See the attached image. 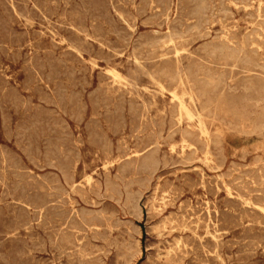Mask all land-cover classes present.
Here are the masks:
<instances>
[{
  "label": "rangeland",
  "instance_id": "obj_1",
  "mask_svg": "<svg viewBox=\"0 0 264 264\" xmlns=\"http://www.w3.org/2000/svg\"><path fill=\"white\" fill-rule=\"evenodd\" d=\"M86 1L87 0H75V1L74 0H14V1L13 0H0V60H1L0 61L1 62L0 63V68H1L0 69V111H1L0 112V178H1L0 179V264H29V262L30 264H33V263L35 264H53V263L54 264H70V263L76 264V262L77 264H80V263L81 264H93L94 262L97 264L99 263L101 264H113V263L114 264H140V263L141 264H149V263L150 264H154V263L155 264H165V262L166 264H210V263L211 264H249L251 260H253L251 261L252 264H264V249H263L264 248V228H263L264 227L263 226L264 225V218H263L264 217V202H262L264 201V188H263L264 187V179H263L264 178L263 176L264 175V129H259L255 125L258 117L262 114V112H264V95L261 99H258L262 95H259L260 93L258 92V89L256 88L257 83L264 84V48H263L264 47V35H263L264 34V20H263L264 19V8H263L264 0H247L246 2L248 4L245 2V0H231V2H229L230 0H227V1L226 0H208V1L207 0L206 1L205 0H189V1L181 0L180 2L179 0H157V1L147 0V2H145V0H124V1L123 0H105V1L104 0L103 1L102 0H88V2ZM184 1L186 3H184ZM213 1H216V2L214 3ZM219 1L220 3H217ZM124 2L126 3L128 2V3L126 4ZM193 2H194V5H192ZM205 2H206V5H204ZM104 3H106V5ZM159 3L161 5L164 4L165 7H163L164 5L160 6ZM207 3H209V8L207 6ZM221 4H222V7L220 6ZM144 5H148V6L145 8ZM185 5L187 6V8ZM225 5H227V7ZM198 6H200V8H198ZM19 7L21 9H19ZM192 7L196 9L194 12H191V10H193ZM178 8L180 10H178ZM205 8L208 10L206 11ZM52 9H55V10H52ZM162 10H164L163 13L160 12ZM198 11H201V12H198ZM225 11H226V14H225ZM154 12L156 14L153 17ZM189 12L191 13V15H189L190 14ZM204 12L206 13V15H204L205 14ZM181 13H184V14L181 15ZM201 13L202 14L204 13V14L200 15ZM75 14H78V15H75ZM138 14H141V15H138ZM209 14H212V15H209ZM207 16L209 18H207ZM152 17L154 18L153 21H152ZM48 18L49 19L51 18V19L49 20ZM145 18L150 19L151 21L149 20L147 21V19ZM214 19L215 20L217 19V22ZM27 20H29L30 22L32 20V22L31 23L29 21L27 22ZM199 20H200V23H199ZM63 21L65 22L64 24H63ZM107 21L110 26L107 25L108 24ZM161 21L162 23H160ZM58 22H60L61 24ZM193 22H196V23H193ZM178 23H180L181 25ZM186 23L188 26L186 25ZM201 23L204 25H202ZM192 24L194 25V27L192 26ZM131 26L133 28H131ZM174 26H176L177 28H172ZM187 27H190L191 29L190 28L185 29ZM192 27L193 29L196 28L197 30L196 29L193 30ZM179 28L181 29V31H178ZM124 30H125V33L127 34L124 33ZM184 30L188 32L184 33ZM189 30L191 32H189ZM221 30H225L228 33V35L227 33H224L225 31H221ZM129 31L130 33L132 32L133 34L132 33L130 34ZM74 32L77 35H75ZM162 32L163 34H161ZM169 32H170V35L167 34ZM177 32H179V34ZM180 32L183 34L180 35L181 34ZM95 33H98L99 35L98 34L95 35ZM32 34L33 35L35 34V35L33 36ZM70 34L72 36H70ZM88 34H91V35L88 36ZM138 34L140 35V37L138 36ZM230 34L232 36H230ZM152 35H154V37H152ZM155 35L156 36L158 35V36L155 37ZM197 35H200L198 36L199 38L196 37ZM135 36L136 37L138 36L137 38H140V39H137ZM167 36H169V38H167ZM217 36L218 37L220 36V38H218ZM243 36L245 37L247 36L248 39L247 38L245 39V37ZM50 37L53 41L50 39ZM127 37H128V40L126 39ZM134 37L137 40H135ZM212 37H215V38H212ZM211 38L213 39V41ZM254 38H257V39H254ZM161 39L163 40L164 43L162 42ZM116 40H118L120 43ZM123 40L125 42H123ZM172 40L173 42L171 43ZM177 40L179 41L177 42ZM209 40L211 43H209ZM145 41L147 44L145 43ZM254 41L256 43H254ZM142 42L143 44H141ZM156 42L158 43V45L156 44ZM159 42H162V43H159ZM167 42H168V45H167ZM222 42L223 44H221ZM103 44L104 46H101ZM219 44L221 45L219 46ZM259 44H261L260 48H259ZM211 45L212 46L214 45L213 48H211L212 47ZM153 46L155 47L153 48ZM179 46H181V48H179ZM45 47L46 49L43 50V48ZM84 47L86 48V50ZM114 47L116 48L119 47V48L116 49ZM208 47H210L211 49ZM224 47H227L229 51H231V49L233 48L232 50H234V53L230 56L229 55L227 56V53L225 52ZM249 47H251V49ZM113 49L114 50L116 49L117 52L114 51ZM205 49L207 51H205ZM209 49H210V54H208ZM181 50H184V51H181ZM238 50H240L241 52ZM162 51L163 53L164 52L165 53L162 54ZM205 52H208V53H205ZM217 52L218 53L220 52V53L218 54ZM110 53L111 55H109ZM113 53L114 55L112 56ZM145 54H148V55H145ZM42 55L43 56L47 55V56L43 57ZM134 55L136 56L138 55V58L139 59L141 58L140 59L141 61ZM180 55L181 57H179ZM103 56H106V58ZM97 57H99V59ZM257 63L259 65H257ZM177 67H180L181 70L189 72L190 74L189 83L186 77H184L185 80H184V83L182 84L176 83V81L171 77L170 74H172V72L175 71ZM108 73L109 74L111 73L110 74L111 76ZM146 73L147 74L149 73L150 75L146 76ZM100 74H104V75H100ZM215 74H218V75H215ZM59 75H61L64 78H62ZM105 75L106 77H104ZM149 76H151V78ZM85 77H86V80H85ZM31 79L32 81H30ZM134 80H135V83H134ZM35 81L37 83H35ZM38 81L40 83H38ZM212 81H213V84H212ZM33 83H35V85ZM203 84H205L207 87L206 93H202L200 91L201 86ZM98 85H101V86L103 85V86L98 87ZM189 87H191V89L195 93H197V97H195L194 104L190 101V97L188 95V90H190ZM94 88L98 90H95ZM128 88H130V90ZM118 91L120 95L117 93ZM173 91L179 94V97H183L185 101L187 102V104L203 112L204 123L206 127L208 128L207 136L199 133V127H198L197 121L196 122L188 121L186 118H184L182 122L178 121L177 100H176L177 98L173 96L172 94ZM102 93L104 94L101 96ZM89 94H91L90 97H89ZM127 95H129L130 97ZM121 96L124 99L121 98ZM185 96H187L188 98ZM53 97L56 99V101ZM134 97L138 101H136L135 99H131ZM73 98L74 100H71ZM29 99H31L30 100L31 102H28ZM98 100L100 103L98 102ZM130 100L131 101L133 100L132 104ZM141 101H142V104H141ZM146 102L147 104H145ZM150 102L151 104L149 105ZM33 104H36V105L34 106ZM92 105H95L96 112ZM146 105H149V106H146ZM44 106L48 108H45ZM72 107L74 109H72ZM145 107H148V108H145ZM132 108H135V109H132ZM144 109H147V110H144ZM135 110H137V113ZM23 111H26V112H23ZM109 111H111V113H109ZM97 112L99 113L97 114ZM109 115L110 116L112 115V116L110 117ZM120 115H122L123 117H121ZM121 118L124 119V120L122 119L123 122L121 121ZM58 119L60 120V123L58 122L59 121ZM169 120L171 122H169ZM110 122L113 124H111ZM117 123H119L120 125H118ZM89 124L90 126H87ZM154 124H155V127L153 126ZM113 125L116 129L113 127ZM111 127H113L114 129H112ZM134 127L135 129H133ZM143 127L144 129H142ZM169 129H173V130L171 131ZM114 130L117 132H115ZM103 131H104V134H103ZM153 131H154V134H153ZM98 133L100 134L98 135ZM150 133L153 135H151ZM158 133L159 134L161 133L160 134L161 136L158 135ZM97 137L99 139V142H98ZM105 138H107V140ZM155 138L157 140H155ZM183 138L186 139L187 142L189 143L192 142L191 145H188L186 142H182V141H185ZM122 139H124L123 140L124 144L121 141ZM78 140L81 142L79 143ZM105 142L107 146L104 145ZM173 144H175V146ZM206 144H208V148H210V150H208ZM152 147L153 148L156 147V148L153 149ZM117 148H120V149H117ZM150 148H152L154 151L153 150L150 151ZM205 150L207 151V153ZM103 151H106V153ZM209 153L211 156L209 155ZM139 154L142 157H139ZM150 154L153 155L151 156L152 158H155L156 161H154V159L153 160L150 159L149 157ZM143 155H144V158H143ZM33 156H36L37 158ZM60 156L61 157L63 156V157L61 158ZM170 156L171 158H173L172 161H171ZM125 157L127 158L124 159ZM146 157L147 158L149 157V158L146 159ZM184 158L186 159V161ZM149 160L150 161L152 160L151 161L152 163ZM189 160L191 162H189ZM176 161H178L179 163H177ZM55 164L56 166H54ZM105 164L107 165L105 166ZM157 164L159 165L157 166ZM218 164L220 166H218ZM129 165H131L132 170ZM132 165L136 167H133ZM151 165L153 167H151ZM123 166L124 167L127 166V167L123 169ZM156 166H157V169H156ZM127 168L128 170H126ZM152 168H155V169H152ZM106 169L108 171H106ZM138 169H140V171ZM28 170L30 171V173ZM65 170L67 171V173H65L67 177L64 175V172H66ZM147 172L149 173V176ZM259 172L260 174H262L261 177L259 176L260 175ZM138 173L139 175L143 174L141 175L142 177L138 176ZM49 174L51 175L49 176ZM219 175L223 177L221 178ZM134 176L135 178H133ZM147 176L148 178L152 177V179H148L147 181ZM136 179L137 180L140 179V180L137 181ZM211 179H213V181ZM259 179L260 180L262 179L263 181L261 180L260 182ZM59 180L61 183L59 182ZM107 180L109 181L108 182L109 184L111 182V185L107 184ZM249 180L252 182H250ZM253 180H255L257 184L255 183V181L253 182ZM217 181L219 183L221 182V184H219ZM241 181H243L244 183L246 182V183L243 184ZM98 182H100V184ZM236 182L238 184H235ZM90 183L96 186L94 187V185H91ZM58 184L60 185V187ZM239 184L241 185L242 189L240 188ZM255 184L257 186H255ZM105 185L106 187L107 186H111V187L106 188ZM157 185L162 188H159ZM261 185L263 187H261ZM254 186L255 188L257 187L256 189L258 192L254 190L255 189L253 188ZM246 187H249V188H246ZM261 188H263V190ZM45 189L48 191H46ZM5 190L7 192H5ZM249 190L250 191L252 190V191L250 192ZM54 191L57 192V193L55 192L56 196L54 195ZM114 191L117 192V194ZM259 191H262L263 194L262 192H259ZM95 192L98 193V197ZM134 192L136 193V196L138 195L137 198L134 195L135 194ZM163 194H165L166 196ZM173 194H175V196ZM80 195H82L83 197L81 196L80 198ZM99 195H101V197ZM118 195L120 196V198H118L119 197ZM126 197L130 199H126ZM134 197L136 198V200ZM256 197L258 198V200ZM85 198H87V200L89 201H87ZM71 199H72V202L70 203ZM132 199H133V205L131 202ZM166 199L167 200L170 199L172 201L167 202ZM98 200H99V204L96 203L98 202ZM129 200L130 202H128ZM253 200L254 201L257 200V202H254ZM16 201H19V202L16 203ZM238 201L240 202V204ZM162 202L163 204H160ZM244 203L245 205H243ZM15 205H18V206H15ZM179 205L183 209H180ZM207 205H210V206H207ZM2 206H3L4 211L1 208ZM128 207L130 208V210ZM194 207L195 209H193ZM258 207L261 209H259ZM44 208L46 210H44ZM102 208H104L106 212ZM99 209L101 210V212ZM245 210L247 211L249 210V213L247 211L243 212ZM97 211H98V214H97ZM169 211H171V213ZM259 211L260 213H258ZM92 212L94 213L92 214ZM111 212H114V213H111ZM257 213H258V216H261L260 218L257 216ZM234 215H236V217ZM225 217H227V219ZM77 218L78 220H76ZM86 218L87 219L89 218L88 221H86L88 223L85 222ZM92 218H94L95 220ZM202 218L203 220L204 219L205 220L201 221ZM192 219H194L195 221ZM197 219L200 221H197ZM224 220L226 221L227 224L223 223L225 222ZM53 222L55 223L53 224ZM67 222L69 223L67 224ZM206 222L207 223L209 222L210 224L209 223L206 224ZM240 222L242 224H240ZM233 223L235 225H232ZM77 224H80V226L82 225L83 227L86 226L85 227L86 229L78 226ZM134 225H136V227ZM261 226L262 228H260ZM97 227L98 228L100 227V228L98 229ZM164 227L166 228L164 229ZM218 228L221 230H219ZM259 228L261 231L259 230ZM66 229H68V233ZM72 230H74V233L72 232ZM84 231L85 233H87L86 235ZM12 232H14L13 235H12ZM50 232H53V233L50 234ZM249 233H252L253 235ZM255 233L261 236L259 237ZM95 234L97 236H94ZM104 234H106L105 236L106 238L104 237ZM240 234L242 236L240 237L241 239L239 240L238 236H240ZM246 234H248L249 237ZM28 235L31 237H29ZM51 235H54V236L52 237ZM60 235L62 238L60 237ZM243 235L247 236L248 238ZM77 236L78 237L80 236V238H77ZM86 236L89 238H87ZM99 236H101L102 238L101 237L99 238ZM70 237L71 238L75 237L73 238V240L75 239L76 240L73 241ZM93 237H96V238H93ZM207 237H210V238H207ZM255 237H256V240H255ZM227 238L228 239L231 238L230 240L232 242L233 240L237 242L232 243ZM62 241H64V243H62ZM205 243H206V247L204 246ZM225 243L227 244V246ZM34 244L36 247L34 246ZM183 244H185L184 245L185 247L183 246ZM210 244L211 246L213 245V247L209 246ZM66 246L69 248H67ZM155 248L157 251L155 250ZM30 250L32 252H30ZM218 251H220L221 253ZM205 252L208 254H206ZM77 253L79 254L78 256H77ZM80 253L82 254V256L80 255ZM215 253H217L218 256ZM84 255H85V258H84ZM67 257L68 259H66ZM77 257L80 258L79 259L80 262L79 260H77L78 259ZM112 257L113 259L111 262ZM157 258H158V261H156ZM41 259L44 261H42ZM74 259H75V262H74ZM195 261H198V262L196 263Z\"/></svg>",
  "mask_w": 264,
  "mask_h": 264
},
{
  "label": "bare ground",
  "instance_id": "obj_2",
  "mask_svg": "<svg viewBox=\"0 0 264 264\" xmlns=\"http://www.w3.org/2000/svg\"><path fill=\"white\" fill-rule=\"evenodd\" d=\"M13 1H14V0H13ZM74 1H75V0H74ZM102 1H103V0H102ZM104 1H105V0H104ZM123 1H124V0H123ZM154 1H157V0H154ZM180 1H181V0H179V2H180ZM188 1H189V0H188ZM205 1H206V0H205ZM207 1H208V0H207ZM226 1H227V0H226ZM246 1H247V0H245V2H246ZM25 2H26V1H25ZM86 2H88V0H87ZM110 2H111V1H110ZM132 2H133V1H132ZM145 2H147V0H145ZM149 2H150V1H149ZM159 2H161V1H159ZM168 2H169V1H168ZM168 2H166V3H168ZM213 2L215 3L216 1H213ZM229 2H231V0H230ZM98 3H99V2H98ZM111 3H112V2H111ZM124 3H126V2H124ZM127 3H128V2H127ZM127 3H126V4H127ZM184 3H186V2L184 1ZM184 3H182V4H184ZM217 3H220V1L217 2ZM223 3H224V2H223ZM246 3H247V2H246ZM2 4H3V3H2ZM87 4H88V3H87ZM104 4L106 5V3H104ZM104 4H103V5H104ZM108 4H109V3H108ZM148 4H149V3H148ZM159 4H160V3H159ZM164 4H165V2H164ZM164 4H163V5H164ZM191 4H192V3H191ZM247 4H248V3H247ZM247 4H246V5H247ZM19 5H20V4H19ZM39 5H40V4H39ZM81 5H82V4H81ZM99 5H100V4H99ZM111 5H113V4H111ZM139 5H140V4H139ZM142 5H143V4H142ZM151 5H152V4H151ZM163 5L160 4V6H163ZM192 5H194V2H193ZM204 5H206V2H205ZM244 5H245V4H244ZM244 5H243V6H244ZM8 6H9V5H8ZM30 6H31V5H30ZM87 6H88V5H87ZM125 6H126V5H125ZM144 6H145V8H146L148 5H144ZM158 6H159V5H158ZM178 6H179V5H178ZM182 6H183V5H182ZM185 6H186V5H185ZM207 6H208V8H209V3H207ZM218 6H219V5H218ZM218 6H217V8H218ZM220 6L222 7V4H221ZM223 6H224V5H223ZM225 6L227 7V5H225ZM233 6H234V5H233ZM50 7H51V6H50ZM54 7H55V6H54ZM62 7H63V6H62ZM62 7H61V8H62ZM90 7H91V6H90ZM114 7H115V6H114ZM135 7H136V6H135ZM135 7H134V8H135ZM163 7H165V5H164ZM166 7H167V6H166ZM168 7H169V5H168ZM168 7H167V8H168ZM204 7H205V6H204ZM211 7H212V6H211ZM215 7H216V6H215ZM215 7H213V8H215ZM234 7H235V6H234ZM241 7H242V6H241ZM262 7H263V6H262ZM14 8H15V7H14ZM51 8H52V7H51ZM82 8H83V7H82ZM84 8H85V7H84ZM139 8H140V7H139ZM154 8H155V7H154ZM157 8H158V7H157ZM184 8H185V7H184ZM186 8H187V6H186ZM190 8H191V7H190ZM192 8H193V7H192ZM194 8H195V6H194ZM194 8H193V10H191V12H194V11L196 10V9H194ZM198 8H200V6H198ZM243 8H244V7H243ZM263 8H264V7H263ZM8 9H9V8H8ZM19 9H21V8L19 7ZM19 9H18V10H19ZM24 9H25V7H24ZM27 9H28V8H27ZM57 9H58V8H57ZM69 9H70V8H69ZM106 9H107V8H106ZM117 9H118V8H117ZM137 9H138V8H137ZM152 9H153V8H152ZM176 9H177V8H176ZM205 9H206V8H205ZM221 9H222V8H221ZM224 9H225V7H224ZM224 9H223V10H224ZM228 9H229V8H228ZM228 9H227V10H228ZM10 10H11V9H10ZM32 10H33V9H32ZM52 10H55V9H52ZM61 10H62V9H61ZM135 10H136V9H135ZM178 10H180V9L178 8ZM207 10H208V9H206V11H207ZM209 10H211V9H209ZM212 10H213V9H212ZM219 10H220V9H219ZM227 10H226V11H227ZM238 10H239V9H238ZM255 10H256V9H255ZM259 10H260V8H259ZM261 10H262V9H261ZM11 11H12V10H11ZM20 11H21V10H20ZM103 11H104V10H103ZM148 11H149V10H148ZM156 11H157V10H156ZM158 11H159V10H158ZM215 11H216V10H215ZM226 11H225V14H226ZM230 11H231V10H230ZM244 11H245V9H244ZM256 11H257V10H256ZM15 12H16V11H15ZM25 12H26V11H25ZM32 12H33V11H32ZM32 12H31V13H32ZM46 12H47V11H46ZM54 12H55V11H54ZM117 12H118V11H117ZM130 12H131V11H130ZM160 12L163 13L164 10H162V11H160ZM174 12H175V11H174ZM179 12H180V11H179ZM198 12H201V11H198ZM198 12H197V13H198ZM213 12H214V11H213ZM219 12H220V11H219ZM219 12H218V13H219ZM6 13H7V12H6ZM47 13H48V12H47ZM89 13H90V12H89ZM115 13H116V12H115ZM168 13H169V12H168ZM185 13H186V12H185ZM189 13H190V12H189ZM189 13H188V14H189ZM204 13H205V12H204ZM204 13H203V14H204ZM214 13H215V12H214ZM231 13H232V12H231ZM248 13H249V11H248ZM258 13H259V12H258ZM261 13H262V12H261ZM8 14H9V13H8ZM19 14H20V13H19ZM19 14H18V16H19ZM32 14H33V13H32ZM35 14H36V13H35ZM35 14H34V15H35ZM38 14H39V13H38ZM43 14H45V13H43ZM59 14H60V12H59ZM111 14H112V13H111ZM155 14H156V13L154 12L153 17L155 16ZM157 14H158V13H157ZM175 14H176V13H175ZM178 14H179V13H178ZM182 14H184V13H181V15H182ZM203 14L201 13L200 15H203ZM3 15H4V14H3ZM46 15H47V14H46ZM46 15H45V16H46ZM57 15H58V14H57ZM67 15H68V14H67ZM75 15H78V14H75ZM116 15H117V14H116ZM123 15H124V14H123ZM138 15H141V14H138ZM148 15H149V14H148ZM162 15H163V14H162ZM189 15H191V13H190ZM189 15H188V16H189ZM196 15H197V14H196ZM204 15H206V13H205ZM209 15H212V14H209ZM246 15H247V14H246ZM248 15H249V14H248ZM20 16H21V15H20ZM36 16H37V15H36ZM47 16H48V15H47ZM58 16H59V15H58ZM58 16H57V17H58ZM62 16H63V15H62ZM65 16H66V15H65ZM149 16H150V15H149ZM198 16H199V14H198ZM5 17H6V16H5ZM14 17H15V16H14ZM112 17H113V16H112ZM118 17H119V16H118ZM127 17H128V16H127ZM153 17H152V21H153V19H154ZM168 17H169V16H168ZM213 17H215V16H213ZM213 17H212V18H213ZM251 17H253V16H251ZM27 18H28V17H27ZM42 18H43V17H42ZM51 18H52V17H51ZM51 18H50V19H51ZM62 18H63V17H62ZM120 18H121V17H120ZM147 18H148V17H147ZM147 18H145V19H147ZM163 18H164V17H163ZM182 18H183V17H182ZM188 18H189V17H188ZM191 18H192V16H191ZM194 18H195V17H194ZM196 18H197V16H196ZM196 18H195V19H196ZM200 18H202V17H200ZM205 18H206V17H205ZM205 18H204V19H205ZM207 18H209V17L207 16ZM207 18H206V19H207ZM217 18H218V17H217ZM29 19H30V17H29ZM38 19H39V18H38ZM43 19H44V18H43ZM48 19H49V18H48ZM50 19H49V20H50ZM126 19H127V18H126ZM131 19H132V18H131ZM179 19H180V18H179ZM231 19H232V18H231ZM231 19H230V20H231ZM9 20H10V18H9ZM24 20H25V19H24ZM72 20H73V19H72ZM75 20H76V18H75ZM75 20H74V21H75ZM77 20H78V19H77ZM114 20H115V19H114ZM117 20H118V19H117ZM143 20H144V19H143ZM148 20L151 21L150 19H147V21H148ZM160 20H161V19H160ZM175 20H176V19H175ZM186 20H187V19H186ZM192 20H193V19H192ZM214 20H215V19H214ZM220 20H221V19H220ZM263 20H264V19H263ZM28 21H29V20H27V22H28ZM123 21H124V20H123ZM162 21H163V20H162ZM162 21H161L160 23H162ZM196 21H197V20H196ZM208 21H209V20H208ZM210 21H211V19H210ZM215 21L217 22V19H216ZM215 21H214V23H215ZM218 21H219V20H218ZM228 21H229V20H228ZM24 22H25V21H24ZM27 22H26V23H27ZM29 22H30V21H29ZM31 22H32V20H31ZM31 22H30V23H31ZM33 22H34V21H33ZM38 22H39V21H38ZM40 22H42V21H40ZM46 22H47V21H46ZM60 22H61V21H60ZM60 22H58V23H60ZM67 22H68V21H67ZM67 22H66V23H67ZM95 22H96V21H95ZM125 22H126V21H125ZM182 22H183V21H182ZM182 22H181V23H182ZM197 22H198V21H197ZM212 22H213V21H212ZM262 22H263V21H262ZM49 23H50V22H49ZM51 23H52V22H51ZM58 23H57V24H58ZM61 23H62V22H61ZM61 23H60V24H61ZM64 23H65V22L63 21V24H64ZM77 23H78V22H77ZM80 23H81V22H80ZM107 23H108V21H107ZM142 23H143V22H142ZM144 23H146V22H144ZM155 23H156V22H155ZM169 23H170V22H169ZM193 23H196V22H193ZM199 23H200V20H199ZM202 23H203V22H202ZM202 23H201V24H202ZM247 23H248V22H247ZM18 24H19V23H18ZM27 24H28V23H27ZM71 24H72V23H71ZM71 24H69V25H71ZM85 24H86V23H85ZM178 24H180V23H178ZM197 24H198V23H197ZM211 24H212V23H211ZM211 24H210V25H211ZM220 24H221V23H220ZM74 25H75V24H74ZM79 25H80V24H79ZM83 25H84V24H83ZM89 25H90V24H89ZM92 25H94V24H92ZM107 25H109V23H108ZM116 25H117V24H116ZM128 25H129V24H128ZM131 25H132V24H131ZM160 25H161V24H160ZM168 25H169V24H168ZM172 25H173V24H172ZM176 25H177V23H176ZM180 25H181V24H180ZM186 25H187V23H186ZM198 25H199V24H198ZM202 25H204V24H202ZM251 25H252V23H251ZM84 26H85V25H84ZM109 26H110V25H109ZM134 26H135V25H134ZM187 26H188V25H187ZM192 26L194 27L193 24H192ZM196 26H197V25H196ZM199 26H200V25H199ZM238 26H239V25H238ZM21 27H22V26H21ZM25 27H26V26H25ZM87 27H88V26H87ZM119 27H120V26H119ZM129 27H130V26H129ZM161 27H162V26H161ZM161 27H160V28H161ZM193 27H192V29H193ZM203 27H204V26H203ZM50 28H51V27H50ZM54 28H55V27H54ZM66 28H67V27H66ZM116 28H117V27H116ZM131 28H133V27L131 26ZM172 28H177V27L174 26V27H172ZM180 28H181V27H180ZM180 28H179L178 31H181ZM189 28H190V27H187V28H185V29H189ZM223 28H224V27H223ZM233 28H234V26H233ZM14 29H15V28H14ZM46 29H47V28H46ZM55 29H56V28H55ZM69 29H70V28H69ZM83 29H84V28H83ZM92 29H93V28H92ZM102 29H103V27H102ZM123 29H124V28H123ZM190 29H191V28H190ZM195 29H196V28H194L193 30H195ZM255 29H257V28H255ZM261 29H262V28H261ZM261 29H260V30H261ZM39 30H40V29H39ZM50 30H51V29H50ZM52 30H53V29H52ZM70 30H71V29H70ZM78 30H79V29H78ZM81 30H82V29H81ZM125 30H127V29H125ZM125 30H124V33H125ZM135 30H136V28H135ZM182 30H183V29H182ZM193 30H192V31H193ZM196 30H197V29H196ZM226 30H227V29H226ZM234 30H235V29H234ZM252 30H253V28H252ZM54 31H55V30H54ZM65 31H66V29H65ZM91 31H92V30H91ZM95 31H96V30H95ZM132 31H133V30H132ZM171 31H172V29H171ZM173 31H175V30H173ZM176 31H177V30H176ZM201 31H202V30H201ZM204 31H205V30H204ZM204 31H203V32H204ZM209 31H210V30H209ZM221 31H225V30H221ZM230 31H231V30H230ZM3 32H4V31H3ZM78 32H79V31H78ZM106 32H107V31H106ZM151 32H153V31H151ZM186 32H188V31H185V30H184V33H186ZM189 32H191V31L189 30ZM215 32H216V31H215ZM251 32H252V31H251ZM257 32H258V31H257ZM260 32H262V31H260ZM32 33H33V32H32ZM53 33H54V32H53ZM55 33H56V32H55ZM71 33H72V32H71ZM79 33H80V32H79ZM82 33H83V32H82ZM88 33H89V32H88ZM91 33H93V32H91ZM107 33H108V32H107ZM129 33H130V31H129ZM129 33H128V34H129ZM131 33H132V32H131ZM131 33H130V34H131ZM177 33L179 34V32H177ZM180 33H181V32H180ZM199 33H200V32H199ZM224 33H227V32L225 31ZM39 34H40V33H39ZM43 34H44V33H43ZM56 34H57V33H56ZM56 34H55V35H56ZM74 34H75V32H74ZM96 34H98V33H95V35H96ZM125 34H127V33H125ZM132 34H133V33H132ZM151 34H152V33H151ZM156 34H157V33H156ZM161 34H163V32H162ZM167 34L170 35V32L167 33ZM167 34H166V35H167ZM175 34H176V33H175ZM182 34H183V33H181L180 35H182ZM191 34H192V33H191ZM209 34H210V33H209ZM231 34H232V33H231ZM231 34H230V36H232ZM253 34H255V33H253ZM259 34H260V33H259ZM32 35H33V34H32ZM34 35H35V34H34ZM34 35H33V36H34ZM50 35H51V34H50ZM75 35H77V34H75ZM89 35H91V34H88V36H89ZM92 35H93V34H92ZM98 35H99V34H98ZM107 35H108V34H107ZM115 35H116V34H115ZM123 35H124V34H123ZM171 35H172V33H171ZM193 35H194V34H193ZM223 35H224V34H223ZM227 35H228V33H227ZM249 35H250V34H249ZM257 35H258V33H257ZM257 35H256V36H257ZM263 35H264V34H263ZM70 36H72V35L70 34ZM126 36H128V35H126ZM130 36H131V35H130ZM138 36L140 37L139 34H138ZM138 36H137V37H138ZM145 36H146V35H145ZM157 36H158V35H157ZM157 36L155 35V37H157ZM159 36H160V35H159ZM178 36H179V35H178ZM198 36H200V35H197L196 37H198ZM205 36H206V35H205ZM205 36H204V37H205ZM214 36H215V35H214ZM224 36H225V35H224ZM64 37H65V36H64ZM76 37H77V36H76ZM120 37H122V36H120ZM135 37H136V36H135ZM135 37H134V38H135ZM137 37H136V38H137ZM148 37H149V35H148ZM148 37H147V38H148ZM152 37H154V35H152ZM164 37H166V36H164ZM170 37H171V36H170ZM186 37H187V36H186ZM188 37H189V36H188ZM217 37H218V36H217ZM241 37H242V36H241ZM243 37H245V36H243ZM249 37H250V36H249ZM26 38H27V37H26ZM77 38H78V37H77ZM92 38H93V37H92ZM95 38H96V37H95ZM101 38H102V37H101ZM136 38H135V40L140 39V38H137V39H136ZM141 38H142V37H141ZM147 38H146V39H147ZM167 38H169V36H167ZM180 38H181V37H180ZM198 38H199V37H198ZM212 38H215V37H212ZM212 38H211V39H212ZM218 38H220V36H219ZM221 38H222V37H221ZM231 38H232V37H231ZM246 38L248 39L247 36L245 37V39H246ZM257 38H258V37H257ZM257 38H254V39H257ZM50 39H51V37H50ZM80 39H81V38H80ZM84 39H85V38H84ZM84 39H83V40H84ZM96 39H97V38H96ZM126 39L128 40V37H127ZM129 39H130V38H129ZM143 39H145V38H143ZM187 39H188V38H187ZM192 39H193V38H192ZM250 39H252V38H250ZM258 39H259V38H258ZM14 40H15V39H14ZM51 40H52V39H51ZM78 40H79V39H78ZM85 40H86V39H85ZM103 40H105V39H103ZM112 40H113V39H112ZM120 40H122V39H120ZM154 40H155V39H154ZM161 40H162V39H161ZM161 40H159V41H161ZM182 40H183V39H182ZM184 40H186V39H184ZM194 40H196V39H194ZM194 40H193V41H194ZM220 40H221V39H220ZM261 40H262V39H261ZM6 41H7V40H6ZM6 41H5V42H6ZM20 41H21V40H20ZM25 41H26V40H25ZM40 41H41V40H40ZM52 41H53V40H52ZM95 41H96V40H95ZM116 41H118V40H116ZM133 41H134V39H133ZM133 41H132V42H133ZM139 41H140V40H139ZM139 41H138V42H139ZM143 41H144V40H143ZM149 41H151V40H149ZM178 41H179V40H177V42H178ZM205 41H206V40H205ZM205 41H204V43H205ZM212 41H213V39H212ZM214 41H215V40H214ZM221 41H222V40H221ZM262 41H263V40H262ZM5 42H4V43H5ZM67 42H69V41H67ZM88 42H89V41H88ZM105 42H106V41H105ZM110 42H111V41H110ZM118 42H119V41H118ZM123 42H125V41L123 40ZM157 42H158V41H157ZM157 42H156V44L158 45ZM162 42H163V40H162ZM162 42H159V43H162ZM172 42H173V40L171 41V43H172ZM219 42H220V41H219ZM224 42H225V41H224ZM230 42H231V41H230ZM250 42H251V41H250ZM7 43H8V42H7ZM18 43H19V42H18ZM43 43H44V42H43ZM60 43H61V42H60ZM119 43H120V42H119ZM126 43H127V42H126ZM128 43H129V42H128ZM145 43H146V41H145ZM163 43H164V42H163ZM171 43H170V44H171ZM175 43H176V42H175ZM204 43H203V44H204ZM206 43H207V42H206ZM209 43H211L210 40H209ZM217 43H218V42H217ZM217 43H216V44H217ZM241 43H242V42H241ZM254 43H256V42L254 41ZM71 44H72V43H71ZM86 44H87V42H86ZM89 44H90V43H89ZM105 44H106V43H105ZM112 44H113V42H112ZM137 44H138V43H137ZM141 44H143V42H142ZM146 44H147V43H146ZM151 44H152V43H151ZM182 44H183V43H182ZM216 44H214V45H216ZM221 44H223V42H222ZM221 44H219V46H220ZM250 44H251V43H250ZM9 45H10V44H9ZM25 45H26V44H25ZM29 45H30V44H29ZM35 45H36V44H35ZM39 45H40V44H39ZM56 45H57V44H56ZM58 45H59V44H58ZM106 45H107V44H106ZM110 45H111V43H110ZM134 45H135V44H134ZM154 45H155V43H154ZM157 45H156V46H157ZM167 45H168V42H167ZM205 45H206V44H205ZM208 45H210V44H208ZM214 45H213V46H214ZM252 45H253V44H252ZM257 45H258V44H257ZM260 45H261V44H259V48H260ZM16 46H17V45H16ZM52 46H53V45H52ZM71 46H72V45H71ZM86 46H87V45H86ZM86 46H85V47H86ZM91 46H92V45H91ZM91 46H90V47H91ZM101 46H104V44L101 45ZM119 46H120V45H119ZM149 46H151V45H149ZM173 46H174V45H173ZM211 46H212V45H211ZM211 46H210V47H211ZM213 46H212L211 48H213ZM224 46H226V45H224ZM22 47H23V46H22ZM29 47H30V46H29ZM36 47H37V46H36ZM40 47H41V46H40ZM85 47H84V48H85ZM99 47H100V46H99ZM121 47H122V45H121ZM146 47H147V46H146ZM154 47H155V46H153V48H154ZM205 47H206V46H205ZM210 47H208V48H210ZM33 48H34V47H33ZM50 48H51V47H50ZM69 48H70V47H69ZM100 48H101V47H100ZM102 48H103V47H102ZM106 48H107V47H106ZM108 48H110V47H108ZM114 48H116V47H114ZM118 48H119V47H118ZM118 48H116V49H118ZM143 48H144V47H143ZM168 48H170V47H168ZM177 48H178V47H177ZM179 48H181V46H179ZM185 48H186V47H185ZM211 48H210V49H211ZM214 48H215V47H214ZM221 48H222V47H221ZM249 48L251 49V47H249ZM263 48H264V47H263ZM16 49H17V48H16ZM19 49H20V48H19ZM45 49H46V47L43 48V50H45ZM47 49H48V48H47ZM116 49H115V50L113 49V50L116 51ZM158 49H159V48H158ZM165 49H166V48H165ZM172 49H173V48H172ZM174 49H175V47H174ZM183 49H184V47H183ZM186 49H187V48H186ZM186 49H185V50H186ZM201 49H203V48H201ZM210 49H209V53H208V52H205V53L210 54ZM224 49H225V52L227 53V56H228V55L230 56V55H232V54L234 53V50H232L233 48L231 49V51H229V49H228L227 47H224ZM261 49H262V48H261ZM10 50H11V49H10ZM26 50H27V49H26ZM66 50H67V49H66ZM68 50H69V49H68ZM82 50H83V49H82ZM82 50H81V51H82ZM85 50H86V48H85ZM137 50H139V49H137ZM149 50H151V49H149ZM159 50H160V49H159ZM163 50H164V49H163ZM169 50H170V49H169ZM179 50H180V49H179ZM220 50H222V49H220ZM253 50H254V49H253ZM2 51H3V50H2ZM28 51H29V50H28ZM63 51H64V50H63ZM73 51H74V49H73ZM75 51H76V50H75ZM92 51H93V49H92ZM119 51H120V50H119ZM119 51H118V52H119ZM121 51H122V50H121ZM152 51H153V50H152ZM155 51H156V50H155ZM155 51H154V52H155ZM172 51H173V50H172ZM176 51H177V50H176ZM181 51H184V50H181ZM181 51H179V52H181ZM205 51H207V50L205 49ZM236 51H237V50H236ZM238 51H240V50H238ZM24 52H26V51H24ZM32 52H33V51H32ZM37 52H38V51H37ZM42 52H43V51H42ZM54 52H55V51H54ZM70 52H71V51H70ZM96 52H97V51H96ZM96 52H95V53H96ZM116 52H117V51H116ZM116 52H115V54H116ZM145 52H146V51H145ZM150 52H151V51H150ZM154 52H153V53H154ZM160 52H161V51H160ZM179 52H178V53H179ZM240 52H241V51H240ZM10 53H11V52H10ZM73 53H74V52H73ZM77 53H78V52H77ZM95 53H94V54H95ZM100 53H101V52H100ZM107 53H108V52H107ZM121 53H123V52H121ZM121 53H120V54H121ZM132 53H133V52H132ZM139 53H140V51H139ZM143 53H144V52H143ZM164 53H165V52H164ZM164 53H163V51H162V54H164ZM175 53H176V52H175ZM185 53H186V52H185ZM217 53H218V52H217ZM219 53H220V52H219ZM219 53H218V54H219ZM238 53H239V52H238ZM238 53H237V54H238ZM48 54H49V53H48ZM61 54H62V53H61ZM65 54H66V53H65ZM89 54H90V52H89ZM101 54H102V53H101ZM172 54H173V53H172ZM255 54H256V53H255ZM19 55H20V54H19ZM23 55H24V54H23ZM27 55H29V54H27ZM74 55H76V54H74ZM106 55H107V54H106ZM109 55H111V53H110ZM113 55H114V53L112 54V56H113ZM145 55H148V54H145ZM149 55H150V54H149ZM155 55H156V54H155ZM158 55H159V54H158ZM192 55H193V54H192ZM212 55H213V54H212ZM42 56H43V55H42ZM45 56H47V55H44L43 57H45ZM56 56H57V55H56ZM69 56H70V55H69ZM89 56H90V55H89ZM134 56H136V55H134ZM164 56H165V55H164ZM170 56H171V55H170ZM176 56H177V54H176ZM221 56H223V55H221ZM6 57H7V56H6ZM19 57H20V56H19ZM43 57H42V58H43ZM66 57H67V56H66ZM76 57H78V56H76ZM81 57H82V56H81ZM103 57L106 58V56H103ZM136 57L138 58V55H137ZM151 57H152V56H151ZM160 57H161V56H160ZM167 57H168V56H167ZM179 57H181V55H180ZM219 57H220V56H219ZM219 57H218V58H219ZM224 57H225V56H224ZM238 57H240V56H238ZM238 57H237V58H238ZM259 57H260V56H259ZM27 58H28V57H27ZM59 58H60V57H59ZM79 58H80V57H79ZM97 58L99 59V57H97ZM100 58H101V56H100ZM110 58H111V57H110ZM110 58H109V59H110ZM128 58H129V57H128ZM175 58H176V57H175ZM208 58H209V57H208ZM229 58H230V57H229ZM233 58H234V57H233ZM8 59H9V58H8ZM21 59H22V58H21ZM34 59H35V58H34ZM69 59H70V58H69ZM71 59H72V57H71ZM74 59H76V58H74ZM74 59H73V61H74ZM77 59H78V58H77ZM93 59H95V58H93ZM109 59H108V60H109ZM138 59H139V58H138ZM140 59H141V58H140ZM140 59H139V60H140ZM157 59H158V58H157ZM216 59H217V58H216ZM63 60H64V59H63ZM66 60H67V59H66ZM90 60H91V59H90ZM103 60H104V59H103ZM108 60H107V61H108ZM134 60H135V59H134ZM152 60H153V59H152ZM240 60H241V59H240ZM242 60H243V59H242ZM0 61H1V60H0ZM30 61H32V60H30ZM70 61H71V60H70ZM78 61H79V60H78ZM105 61H106V60H105ZM140 61H141V60H140ZM144 61H145V60H144ZM144 61H143V63H144ZM219 61H220V60H219ZM247 61H248V60H247ZM33 62H34V60H33ZM90 62H91V61H90ZM150 62H152V61H150ZM150 62H149V63H150ZM204 62H205V61H204ZM206 62H207V60H206ZM0 63H1V62H0ZM23 63H24V62H23ZM44 63H45V62H44ZM76 63H77V62H76ZM134 63H135V61H134ZM25 64H26V63H25ZM56 64H57V62H56ZM66 64H67V63H66ZM72 64H73V63H72ZM81 64H82V63H81ZM92 64H93V62H92ZM138 64H139V63H138ZM1 65H2V64H1ZM34 65H35V64H34ZM70 65H71V64H70ZM70 65H69V66H70ZM88 65H89V64H88ZM95 65H96V64H95ZM145 65H146V64H145ZM147 65H148V64H147ZM257 65H259V64L257 63ZM23 66H24V65H23ZM23 66H22V67H23ZM31 66H32V65H31ZM148 66H149V65H148ZM224 66H225V65H224ZM254 66H255V65H254ZM4 67H5V66H4ZM35 67H36V66H35ZM46 67H47V66H46ZM85 67H86V66H85ZM144 67H145V66H144ZM152 67H153V66H152ZM152 67H151V68H152ZM230 67H231V66H230ZM36 68H37V67H36ZM80 68H81V66H80ZM100 68H101V67H100ZM140 68H142V67H140ZM0 69H1V68H0ZM76 69H77V68H76ZM84 69H85V68H84ZM144 69H145V68H144ZM144 69H142V70H144ZM186 69H187V68H186ZM239 69H240V68H239ZM23 70H24V68H23ZM68 70H69V69H68ZM68 70H66V71H68ZM3 71H4V70H3ZM47 71H48V70H47ZM80 71H82V70H80ZM101 71H102V70H101ZM103 71H104V70H103ZM145 71H146V70H145ZM43 72H44V71H43ZM72 72H73V71H72ZM107 72H108V71H107ZM250 72H252V71H250ZM102 73H103V72H102ZM257 73H258V72H257ZM33 74H35V73H33ZM108 74H109V73H108ZM110 74H111V73H110ZM110 74H109V75H110ZM142 74H144V73H142ZM26 75H27V74H26ZM31 75H32V74H31ZM77 75H78V74H77ZM81 75H82V74H81ZM100 75H104V74H100ZM147 75H150V74H149V73H148V74L146 73V76H147ZM161 75H162V74H161ZM170 75H171V77L176 81V83H180V84L184 83V80H185L184 77H186L188 83L190 82V77H189L190 74H189V72L184 71V70H181L180 67H177L176 70L173 71L172 74H170ZM215 75H218V74H215ZM220 75H221V74H220ZM59 76H61V75H59ZM110 76H111V75H110ZM162 76H163V75H162ZM212 76H213V75H212ZM24 77H25V76H24ZM31 77H32V76H31ZM44 77H45V76H44ZM61 77H62V76H61ZM104 77H106V75H105ZM112 77H113V76H112ZM149 77L151 78V76H149ZM194 77H195V76H194ZM197 77H199V76H197ZM62 78H64V77H62ZM107 78H108V77H107ZM113 78H114V77H113ZM152 78H153V77H152ZM201 78H202V77H201ZM212 78H213V77H212ZM223 78H224V77H223ZM59 79H60V78H59ZM79 79H80V78H79ZM109 79H110V78H109ZM114 79H115V78H114ZM162 79H163V78H162ZM216 79H217V78H216ZM62 80H63V79H62ZM85 80H86V77H85ZM132 80H133V79H132ZM152 80H153V79H152ZM169 80H170V79H169ZM209 80H210V79H209ZM211 80H212V79H211ZM30 81H32V79H31ZM45 81H46V80H45ZM108 81H109V80H108ZM9 82H10V81H9ZM75 82H76V81H75ZM86 82H87V81H86ZM86 82H85V83H86ZM156 82H157V80H156ZM167 82H168V81H167ZM172 82H173V81H172ZM35 83H37V82L35 81ZM35 83H33V84L35 85ZM38 83H40V82L38 81ZM46 83H47V82H46ZM48 83H49V82H48ZM78 83H79V82H78ZM108 83H110V82H108ZM117 83H118V82H117ZM134 83H135V80H134ZM10 84H11V83H10ZM63 84H64V83H63ZM67 84H68V83H67ZM67 84H66V85H67ZM86 84H87V83H86ZM99 84H100V83H99ZM114 84H115V83H114ZM114 84H113V85H114ZM119 84H120V83H119ZM159 84H160V83H159ZM212 84H213V81H212ZM104 85H106V84H104ZM121 85H122V84H121ZM131 85H132V84H131ZM154 85H155V84H154ZM167 85H168V84H167ZM172 85H173V84H172ZM6 86H7V85H6ZM41 86H42V85H41ZM61 86H62V85H61ZM102 86H103V85H102ZM102 86H101V85H98V87H102ZM109 86H110V85H109ZM115 86H117V85H115ZM115 86H114V87H115ZM134 86H135V84H134ZM155 86H156V85H155ZM161 86H162V85H161ZM173 86H174V85H173ZM213 86H214V85H213ZM125 87H126V86H125ZM131 87H132V86H131ZM174 87H175V86H174ZM215 87H216V86H215ZM52 88H53V87H52ZM52 88H51V89H52ZM67 88H68V87H67ZM95 88H96V87H95ZM95 88H94V89H95ZM103 88H104V87H103ZM118 88H119V87H118ZM132 88H133V87H132ZM132 88H131V89H132ZM134 88H135V87H134ZM189 88H190V90H188V95H189V97H190V101L194 104V102H195V97H197V93H195V92L191 89V87H189ZM210 88H211V87H210ZM256 88L258 89V92L260 93L259 95H262V96H260L258 99H261V98L263 97V95H264V84L257 83ZM24 89H25V88H24ZM32 89H33V88H32ZM48 89H49V88H48ZM104 89H105V88H104ZM124 89H125V88H124ZM128 89L130 90V88H128ZM142 89H143V88H142ZM144 89H145V88H144ZM159 89H160V88H159ZM213 89H214V87H213ZM33 90H34V89H33ZM95 90H98V89H95ZM99 90H100V89H99ZM110 90H111V89H110ZM117 90H118V89H117ZM152 90H153V89H152ZM167 90H168V89H167ZM172 90H173V89H172ZM174 90H175V89H174ZM83 91H84V90H83ZM132 91H133V90H132ZM143 91H144V90H143ZM158 91H159V90H158ZM200 91H201L202 93H206V92H207V87H206L205 84H203V85L201 86V90H200ZM88 92H89V91H88ZM110 92H111V91H110ZM121 92H123V91H121ZM126 92H127V90H126ZM133 92H134V91H133ZM135 92H136V91H135ZM113 93H114V92H113ZM117 93L119 94V91H118ZM169 93H171V92H169ZM20 94H21V93H20ZM68 94H69V93H68ZM91 94H92V93H91ZM91 94H89V97L91 96ZM99 94H100V93H99ZM103 94H104V93H102L101 96H102ZM131 94H133V93H131ZM134 94H135V93H134ZM172 94H173V96H174L175 98H177L176 100H177V111H178V117H177V118H178V121H179V122H180V121L182 122L184 118H186L188 121H195V122L197 121V124H198V127H199V133L204 134V135L207 136L208 128L206 127V125H205V123H204L203 112H202L201 110H197L195 107L190 106L189 104H187V102L185 101V99H184L183 97H179V94H177L175 91H173ZM172 94H171V95H172ZM38 95H39V94H38ZM93 95H94V94H93ZM119 95H120V94H119ZM152 95H153V93H152ZM42 96H43V95H42ZM81 96H82V95H81ZM97 96H98V95H97ZM106 96H107V95H106ZM106 96H105V97H106ZM127 96H129V95H127ZM136 96H137V95H136ZM145 96H146V95H145ZM180 96H181V95H180ZM24 97H25V96H24ZM112 97H113V96H112ZM112 97H111V98H112ZM116 97H117V96H116ZM129 97H130V96H129ZM132 97H133V95H132ZM141 97H142V96H141ZM162 97H163V96H162ZM185 97H187V96H185ZM218 97H219V96H218ZM220 97H221V96H220ZM28 98H29V97H28ZM42 98H44V97H42ZM42 98H41V99H42ZM53 98H54V97H53ZM67 98H68V97H67ZM93 98H94V97H93ZM121 98H123V97L121 96ZM175 98H174V99H175ZM187 98H188V97H187ZM25 99H27V98H25ZM47 99H48V98H47ZM54 99H55V98H54ZM57 99H58V98H57ZM123 99H124V98H123ZM123 99H122V100H123ZM131 99H135V97H134V98H131ZM137 99H138V98H137ZM170 99H172V98H170ZM218 99H219V98H218ZM30 100H31V99H29L28 102H31ZM68 100H69V99H68ZM71 100H74V98L71 99ZM105 100H107V99H105ZM112 100H113V99H112ZM122 100H121V101H122ZM135 100H136V99H135ZM26 101H27V100H26ZM55 101H56V99H55ZM114 101H116V100H114ZM114 101H113V102H114ZM132 101H133V100H132ZM132 101L130 100L131 104H132ZM136 101H138V100H136ZM144 101H145V100H144ZM148 101H149V100H148ZM171 101H172V100H171ZM257 101H258V100H257ZM49 102H50V101H49ZM93 102H94V101H93ZM93 102H92V104H93ZM98 102H99V100H98ZM109 102H110V101H109ZM52 103H53V101H52ZM58 103H59V101H58ZM99 103H100V102H99ZM118 103H119V102H118ZM124 103H125V102H124ZM127 103H128V101H127ZM134 103H135V102H134ZM154 103H155V102H154ZM40 104H41V103H40ZM116 104H117V103H116ZM135 104H136V103H135ZM141 104H142V101H141ZM141 104H140V105H141ZM143 104H144V103H143ZM145 104H147V102H146ZM150 104H151V102L149 103V105H150ZM19 105H20V104H19ZM33 105L35 106L36 104H33ZM58 105H59V104H58ZM67 105H68V104H67ZM69 105H70V103H69ZM110 105H112V104H110ZM149 105H146V106H149ZM11 106H13V105H11ZM14 106H15V105H14ZM92 106L94 107V110H95V112H96L95 105H92ZM98 106H99V105H98ZM102 106H103V105H102ZM135 106H136V105H135ZM144 106H145V105H144ZM155 106H156V105H155ZM7 107H8V106H7ZM18 107H19V106H18ZM26 107H28V106H26ZM44 107H45V106H44ZM58 107H59V106H58ZM62 107H63V106H62ZM83 107H85V106H83ZM117 107H118V106H117ZM121 107H123V106H121ZM129 107H130V106H129ZM137 107H138V105H137ZM31 108H32V107H31ZM45 108H48V107H45ZM65 108H66V107H65ZM81 108H82V107H81ZM140 108H141V107H140ZM142 108H143V107H142ZM145 108H148V107H145ZM149 108H150V107H149ZM203 108H204V107H203ZM203 108H202V109H203ZM8 109H9V108H8ZM14 109H15V108H14ZM23 109H24V108H23ZM51 109H53V108H51ZM72 109H74V108L72 107ZM98 109H99V108H98ZM98 109H97V110H98ZM119 109H120V107H119ZM132 109H135V108H132ZM169 109H170V108H169ZM81 110H82V109H81ZM138 110H139V108H138ZM144 110H147V109H144ZM144 110H143V112H144ZM149 110H150V109H149ZM171 110H172V109H171ZM17 111H19V110H17ZM28 111H30V110H28ZM34 111H35V110H34ZM51 111H52V110H51ZM51 111H50V112H51ZM111 111H112V110H111ZM111 111H109V113H111ZM117 111H118V110H117ZM135 111H136V113H137V110H135ZM135 111H134V113H135ZM140 111H141V110H140ZM159 111H160V110H159ZM159 111H158V112H159ZM162 111H163V110H162ZM0 112H1V111H0ZM23 112H26V111H23ZM32 112H33V111H32ZM47 112H48V111H47ZM53 112H54V111H53ZM53 112H52V113H53ZM58 112H59V111H58ZM128 112H129V111H128ZM132 112H133V111H132ZM132 112H131V113H132ZM143 112H142V113H143ZM158 112H157V113H158ZM15 113H16V112H15ZM59 113H60V112H59ZM73 113H74V112H73ZM82 113H83V112H82ZM98 113H99V112H97V114H98ZM138 113H139V111H138ZM240 113H241V112H240ZM31 114H32V113H31ZM66 114H67V113H66ZM100 114H101V113H100ZM113 114H114V113H113ZM118 114H119V113H118ZM118 114H117V115H118ZM121 114H122V113H121ZM132 114H133V113H132ZM162 114H163V113H162ZM173 114H174V113H173ZM11 115H12V114H11ZM53 115H54V114H53ZM59 115H60V114H59ZM122 115H123V114H122ZM122 115H120V116L123 117ZM145 115H147V114H145ZM160 115H161V114H160ZM164 115H165V113H164ZM175 115H176V114H175ZM1 116H2V115H1ZM24 116H25V114H24ZM109 116H110V115H109ZM111 116H112V115H111ZM111 116H110V117H111ZM134 116H135V114H134ZM170 116H171V115H170ZM94 117H95V116H94ZM113 117H114V116H113ZM138 117H140V116H138ZM142 117H143V116H142ZM172 117H173V116H172ZM11 118H12V117H11ZM19 118H21V117H19ZM48 118H49V117H48ZM60 118H61V117H60ZM90 118H91V117H90ZM103 118H104V117H103ZM106 118H107V117H106ZM106 118H105V119H106ZM131 118H132V116H131ZM131 118H130V119H131ZM135 118H136V116H135ZM135 118H134V119H135ZM150 118H151V117H150ZM174 118H175V117H174ZM92 119H93V117H92ZM110 119H112V118H110ZM122 119H123V118H121V121H122ZM58 120H59V119H58ZM77 120H78V119H77ZM108 120H109V119H108ZM114 120H115V119H114ZM116 120H117V118H116ZM123 120H124V119H123ZM150 120H151V119H150ZM150 120H149V121H150ZM21 121H22V120H21ZM65 121H66V120H65ZM75 121H76V120H75ZM88 121H89V120H88ZM121 121H120V122H121ZM132 121H133V120H132ZM156 121H157V120H156ZM173 121H174V120H173ZM176 121H177V120H176ZM51 122H52V121H51ZM58 122L60 123V120H59ZM77 122H79V121H77ZM89 122H90V121H89ZM122 122H123V121H122ZM122 122H121V123H122ZM169 122H171V121L169 120ZM169 122H168V123H169ZM17 123H18V122H17ZM91 123H92V122H91ZM96 123H97V122H96ZM110 123H111V122H110ZM142 123H143V122H142ZM147 123H149V122H147ZM157 123H158V122H157ZM172 123H174V122H172ZM99 124H100V123H99ZM111 124H113V123H111ZM117 124L120 125L119 123H117ZM150 124H151V123H150ZM152 124H153V123H152ZM178 124H180V123H178ZM106 125H107V124H106ZM129 125H130V124H129ZM148 125H149V124H148ZM255 125H256V127L259 128V129H264V112H262V114L258 117V119H257V121H256V123H255ZM87 126H90V124L87 125ZM98 126H100V125H98ZM111 126H112V125H111ZM123 126H124V125H123ZM153 126L155 127V124H154ZM2 127H3V125H2ZM113 127H114V125H113ZM113 127H111V128L114 129L115 127H114V128H113ZM118 127H119V126H118ZM129 127H130V126H129ZM131 127H132V125H131ZM137 127H138V125H137ZM149 127H150V126H149ZM187 127H188V126H187ZM14 128H15V127H14ZM99 128H100V127H99ZM107 128H108V126H107ZM120 128H121V127H120ZM174 128H175V127H174ZM189 128H190V127H189ZM20 129H21V128H20ZM55 129H56V128H55ZM100 129H101V128H100ZM115 129H116V128H115ZM118 129H119V128H118ZM131 129H132V128H131ZM131 129H130V130H131ZM133 129H135V127H134ZM133 129H132V130H133ZM142 129H144V127H143ZM158 129H159V128H158ZM183 129H184V128H183ZM65 130H67V129H65ZM65 130H64V131H65ZM69 130H70V129H69ZM95 130H96V129H95ZM97 130H98V129H97ZM122 130H123V128H122ZM159 130H160V129H159ZM169 130L172 131L173 129H169ZM181 130H182V129H181ZM3 131H4V130H3ZM92 131H93V130H92ZM114 131H115V130H114ZM136 131H137V130H136ZM150 131H151V130H150ZM115 132H117V131H115ZM118 132H119V131H118ZM121 132H122V131H121ZM130 132H131V131H130ZM160 132H161V131H160ZM169 132H170V131H169ZM180 132H181V131H180ZM12 133H13V132H12ZM100 133H101V132H100ZM100 133H98V135H99ZM151 133H152V132H151ZM151 133H150V134H151ZM103 134H104V131H103ZM130 134H131V133H130ZM150 134H149V135H150ZM153 134H154V131H153ZM153 134H151V135H153ZM160 134H161V133H160ZM160 134L158 133V135H160ZM170 134H171V133H170ZM170 134H169V136H170ZM174 134H175V133H174ZM180 134H181V133H180ZM4 135H5V133H4ZM55 135H56V134H55ZM71 135H72V134H71ZM77 135H78V134H77ZM92 135H93V134H92ZM105 135H106V134H105ZM149 135H148V136H149ZM171 135H172V134H171ZM136 136H137V135H136ZM143 136H144V135H143ZM160 136H161V135H160ZM198 136H199V135H198ZM95 138H96V136H95ZM95 138H94V140H95ZM101 138H103V137H101ZM107 138H108V137H107ZM107 138H105V139L107 140ZM137 138H138V137H137ZM141 138H142V137H141ZM141 138H140V139H141ZM158 138H159V137H158ZM166 138H167V137H166ZM70 139H71V138H70ZM97 139H98V137H97ZM140 139H139V140H140ZM171 139H172V138H171ZM183 139H184V138H183ZM41 140H42V138H41ZM81 140H82V139H81ZM91 140H92V139H91ZM106 140H105V141H106ZM123 140H124V139H122L121 141H122V143L124 144ZM139 140H138V141H139ZM155 140H157V139L155 138ZM184 140H185V141H182V142H186L188 145H191L192 142L189 143V142H187L186 139H184ZM70 141H71V140H70ZM78 141H79V140H78ZM78 141H77V142H78ZM92 141H93V140H92ZM153 141H154V140H153ZM26 142H28V141H26ZM80 142H81V141H79V143H80ZM89 142H90V140H89ZM95 142H96V141H95ZM98 142H99V139H98ZM102 142H103V141H102ZM106 142H107V141H106ZM106 142H105L104 145L107 146ZM110 142H111V141H110ZM141 142H142V141H141ZM146 142H147V141H146ZM157 142H158V141H157ZM209 142H210V141H209ZM96 143H97V142H96ZM155 143H156V141H155ZM218 143H219V142H218ZM93 144H94V143H93ZM117 144H118V143H117ZM136 144H137V143H136ZM150 144H151V142H150ZM158 144H159V143H158ZM158 144H157V145H158ZM177 144H178V143H177ZM187 144H186V145H187ZM209 144H210V143H209ZM63 145H64V144H63ZM94 145H95V144H94ZM111 145H112V143H111ZM127 145H128V144H127ZM157 145H156V146H157ZM167 145H168V144H167ZM173 145L175 146V144H173ZM173 145H172V146H173ZM188 145H187V146H188ZM206 145H207V148H208V144H206ZM59 146H60V144H59ZM100 146H101V145H100ZM116 146H117V145H116ZM143 146H144V145H143ZM153 146H154V145H153ZM174 146H173V147H174ZM176 146H177V145H176ZM187 146H186V147H187ZM192 146H193V145H192ZM98 147H99V146H98ZM158 147H159V146H158ZM158 147H157V149H158ZM169 147H171V146H169ZM189 147H190V146H189ZM65 148H66V147H65ZM101 148H102V147H101ZM130 148H131V147H130ZM130 148H129V149H130ZM152 148H153V147H152ZM152 148H150V151L153 150V149L156 148V147H154L153 149H152ZM182 148H183V146H182ZM191 148H192V147H191ZM191 148H190V149H191ZM207 148H206V149H207ZM61 149H62V148H61ZM71 149H72V148H71ZM105 149H106V147H105ZM108 149H109V147H108ZM111 149H112V147H111ZM117 149H120V148H117ZM194 149H195V148H194ZM21 150H22V149H21ZM68 150H69V149H68ZM124 150H125V149H124ZM142 150H143V149H142ZM148 150H149V149H148ZM183 150H184V149H183ZM195 150H196V149H195ZM198 150H199V149H198ZM208 150H210V148H208ZM66 151H67V150H66ZM107 151H108V150H107ZM128 151H129V150H128ZM145 151H146V150H145ZM153 151H154V150H153ZM172 151H173V150H172ZM196 151H197V150H196ZM205 151H206V150H205ZM103 152L106 153V151H103ZM109 152H110V151H109ZM148 152H149V151H148ZM155 152H156V151H155ZM190 152H191V151H190ZM208 152H209V151H208ZM121 153H122V152H121ZM146 153H147V152H146ZM150 153H151V152H150ZM164 153H165V152H164ZM177 153H178V152H177ZM182 153H183V152H182ZM206 153H207V151H206ZM63 154H64V153H63ZM66 154H67V153H66ZM143 154H144V153H143ZM172 154H173V153H172ZM179 154H180V153H179ZM183 154H184V153H183ZM187 154H188V153H187ZM126 155H127V153H126ZM136 155H137V154H136ZM144 155H145V154H144ZM144 155H143V158H144ZM148 155H149V154H148ZM151 155H152V154H150V156H149L150 159H152V160L154 159V161H156L155 158H152L153 155H152V156H151ZM180 155H181V154H180ZM180 155H179V156H180ZM209 155H210V153H209ZM25 156H26V155H25ZM54 156H55V155H54ZM58 156H59V155H58ZM128 156H129V155H128ZM131 156H132V155H131ZM137 156H138V155H137ZM162 156H163V154H162ZM164 156H165V155H164ZM175 156H176V155H175ZM177 156H178V154H177ZM210 156H211V155H210ZM33 157H36V156H33ZM60 157H61V156H60ZM62 157H63V156H62ZM62 157H61V158H62ZM139 157H142V156L139 154ZM139 157H138V158H139ZM149 157H148V158H149ZM36 158H37V157H36ZM61 158H59V159H61ZM126 158H127V157H125L124 159H126ZM148 158L146 157V159H148ZM157 158H158V157H157ZM163 158H164V157H163ZM170 158H171V156H170ZM170 158H169V159H170ZM180 158H181V157H180ZM28 159H29V158H28ZM172 159H173V158H171V161H172ZM184 159H185V158H184ZM2 160H3V159H2ZM152 160H151V161H152ZM178 160H179V159H178ZM196 160H197V159H196ZM199 160H200V159H199ZM206 160H207V159H206ZM206 160H205V162H206ZM47 161H48V160H47ZM123 161H124V160H123ZM128 161H129V160H128ZM128 161H127V162H128ZM140 161H141V159H140ZM144 161H145V160H144ZM149 161H150V160H149ZM151 161H150V162H151ZM167 161H168V160H167ZM185 161H186V159H185ZM202 161H203V160H202ZM211 161H212V160H211ZM39 162H40V161H39ZM176 162L179 163L178 161H176ZM189 162H191V161L189 160ZM203 162H204V161H203ZM208 162H209V160H208ZM212 162H213V161H212ZM56 163H57V162H56ZM70 163H71V162H70ZM107 163H108V162H107ZM122 163H124V162H122ZM122 163H120V164H122ZM129 163H130V162H129ZM129 163H128V164H129ZM132 163H133V162H132ZM139 163H140V162H139ZM146 163H147V162H146ZM151 163H152V162H151ZM151 163H150V164H151ZM153 163H154V162H153ZM169 163H170V162H169ZM182 163H183V161H182ZM9 164H10V163H9ZM20 164H21V163H20ZM44 164H45V163H44ZM60 164H61V163H60ZM130 164H131V163H130ZM137 164H138V163H137ZM140 164H141V163H140ZM174 164H176V163H174ZM46 165H47V164H46ZM57 165H58V164H57ZM102 165H103V164H102ZM106 165H107V164H105V166H106ZM152 165H153V164H152ZM152 165H151V167H153ZM158 165H159V164H157V166H158ZM198 165H199V164H198ZM198 165H197V166H198ZM35 166H36V165H35ZM38 166H39V165H38ZM40 166H41V165H40ZM54 166H56V164H55ZM65 166H66V165H65ZM129 166H130V168H131V165H129ZM132 166H133V165H132ZM149 166H150V165H149ZM157 166H156V169H157ZM167 166H168V165H167ZM214 166H216V165H214ZM218 166H220V165L218 164ZM24 167H25V166H24ZM126 167H127V166H126ZM126 167L123 166V169L126 168ZM133 167H136V166H133ZM144 167H145V166H144ZM144 167H143V168H144ZM154 167H155V166H154ZM2 168H3V166H2ZM20 168H21V167H20ZM26 168H27V167H26ZM38 168H39V167H38ZM73 168H75V167H73ZM137 168H138V167H137ZM137 168H135V169H137ZM140 168H141V167H140ZM186 168H187V167H186ZM188 168H189V167H188ZM192 168H193V167H192ZM195 168H196V167H195ZM197 168H198V167H197ZM199 168H200V167H199ZM210 168H211V166H210ZM212 168H213V167H212ZM119 169H120V168H119ZM147 169H148V168H147ZM147 169H146V170H147ZM152 169H155V168H152ZM201 169H202V168H201ZM203 169H204V168H203ZM215 169H216V167H215ZM233 169H234V168H233ZM9 170H10V169H9ZM11 170H12V168H11ZM11 170H10V171H11ZM72 170H74V169H72ZM104 170H105V169H104ZM126 170H128V168H127ZM129 170H130V169H129ZM131 170H132V168H131ZM133 170H134V169H133ZM138 170L140 171V169H138ZM146 170H144V171H146ZM183 170H184V169H183ZM188 170H189V169H188ZM237 170H238V169H237ZM20 171H21V170H20ZM28 171H29V170H28ZM65 171H66V170H65ZM69 171H70V170H69ZM93 171H94V170H93ZM106 171H108V170L106 169ZM134 171H135V170H134ZM141 171H142V170H141ZM150 171H151V170H150ZM173 171H174V170H173ZM191 171H193V170H191ZM232 171H233V170H232ZM245 171H246V170H245ZM51 172H52V171H51ZM51 172H50V173H51ZM122 172H123V171H122ZM126 172H127V171H126ZM132 172H133V171H132ZM137 172H138V171H137ZM137 172H136V173H137ZM160 172H161V171H160ZM3 173H4V172H3ZM9 173H10V172H9ZM29 173H30V171H29ZM55 173H56V172H55ZM65 173H67V171L64 172V175H65ZM68 173H69V172H68ZM115 173H116V172H115ZM128 173H129V172H128ZM139 173H140V172H139ZM139 173H138V176L143 175V174H140V175H139ZM161 173H162V172H161ZM164 173H165V172H164ZM174 173H175V172H174ZM182 173H183V172H182ZM7 174H8V173H7ZM13 174H14V173H13ZM24 174H25V173H24ZM53 174H54V172H53ZM62 174H63V173H62ZM69 174H70V173H69ZM69 174H68V175H69ZM73 174H74V173H73ZM96 174H97V173H96ZM105 174H106V173H105ZM116 174H117V173H116ZM147 174H148V176H149V173H148V172H147ZM171 174H172V173H171ZM239 174H240V173H239ZM249 174H250V173H249ZM259 174H260V172H259ZM41 175H42V173H41ZM50 175H51V174H49V176H50ZM136 175H137V174H136ZM136 175H135V176H136ZM159 175H160V174H159ZM190 175H191V174H190ZM204 175H205V174H204ZM257 175H258V174H257ZM261 175H262V174H260L259 176L261 177ZM6 176H7V175H6ZM52 176H53V175H52ZM56 176H57V175H56ZM61 176H62V175H61ZM65 176L67 177V175H65ZM99 176H100V175H99ZM108 176H109V175H108ZM116 176H118V175H116ZM135 176H134L133 178H135ZM148 176H147V181H148V179H152V177H151V178H148ZM151 176H152V175H151ZM209 176H210V175H209ZM212 176H213V175H212ZM219 176H220V175H219ZM259 176H258V177H259ZM263 176H264V175H263ZM13 177H14V176H13ZM21 177H22V176H21ZM34 177H35V176H34ZM40 177H42V176H40ZM85 177H86V176H85ZM88 177H89V176H88ZM124 177H126V176H124ZM141 177H142V176H141ZM210 177H211V176H210ZM220 177H221V176H220ZM222 177H223V176H222ZM222 177H221V178H222ZM238 177H239V176H238ZM251 177H252V176H251ZM255 177H256V176H255ZM255 177H254V178H255ZM260 177H259V178H260ZM36 178H37V177H36ZM116 178H117V177H116ZM120 178H121V177H120ZM133 178H132V179H133ZM167 178H168V177H167ZM183 178H184V177H183ZM203 178H204V177H203ZM252 178H253V177H252ZM262 178H263V177H262ZM0 179H1V178H0ZM92 179H93V178H92ZM181 179H182V178H181ZM196 179H197V178H196ZM213 179H214V177H213ZM213 179H211V180L213 181ZM237 179H238V178H237ZM263 179H264V178H263ZM16 180H17V179H16ZM31 180H32V179H31ZM33 180H34V179H33ZM43 180H44V179H43ZM128 180H129V178H128ZM130 180H131V179H130ZM136 180H137V179H136ZM139 180H140V179H139ZM139 180H137V181H139ZM170 180H172V179H170ZM233 180H234V179H233ZM259 180H260V179H259ZM261 180H262V179H261ZM261 180H260V182H261ZM12 181H13V180H12ZM14 181H15V180H14ZM94 181H95V180H94ZM98 181H99V180H98ZM100 181H101V180H100ZM104 181H105V180H104ZM109 181H110V179H109ZM109 181L107 180V184H109V183H108ZM112 181H113V180H112ZM163 181H165V180H163ZM249 181H250V180H249ZM254 181H255V180H253V182H254ZM262 181H263V180H262ZM3 182H5V181H3ZM59 182H60V180H59ZM114 182H115V181H114ZM121 182H122V181H121ZM124 182H125V181H124ZM210 182H211V181H210ZM217 182H218V181H217ZM231 182H232V181H231ZM241 182H242L243 184L246 183V182L244 183L243 181H241ZM250 182H252V181H250ZM12 183H13V182H12ZM60 183H61V182H60ZM74 183H75V182H74ZM98 183L100 184V182H98ZM103 183H104V182H103ZM127 183H128V182H127ZM129 183H131V182H129ZM134 183H135V182H134ZM155 183H156V182H155ZM218 183H219V182H218ZM239 183H240V182H239ZM242 183H241V185H242ZM255 183H256V181H255ZM10 184H11V183H10ZM54 184H55V183H54ZM67 184H68V183H67ZM77 184H78V183H77ZM79 184H80V183H79ZM90 184H91V185H94V184H92V183H90ZM96 184H97V183H96ZM137 184H138V183H137ZM137 184H136V185H137ZM144 184H145V183H144ZM163 184H165V183H163ZM212 184H213V182H212ZM219 184H221V182H220ZM226 184H227V183H226ZM235 184H238V183L236 182ZM256 184H257V183H256ZM256 184H255V186H257ZM2 185H3V184H2ZM58 185H59V184H58ZM109 185H111V182H110ZM124 185H125V183H124ZM127 185H128V184H127ZM138 185H139V184H138ZM148 185H149V184H148ZM239 185H240V184H239ZM239 185H238V186H239ZM241 185H240V188H241ZM247 185H248V184H247ZM249 185H250V184H249ZM8 186H9V185H8ZM19 186H20V185H19ZM70 186H71V185H70ZM95 186H96V185H94V187H95ZM116 186H117V185H116ZM157 186H158V185H157ZM186 186H187V185H186ZM198 186H199V185H198ZM221 186H222V185H221ZM232 186H233V185H232ZM255 186H254L253 188H255ZM3 187H4V186H3ZM59 187H60V185H59ZM63 187H64V186H63ZM63 187H62V188H63ZM90 187H92V186H90ZM105 187H106V185H105ZM107 187L110 188L111 186H107ZM107 187H106V188H107ZM117 187H118V186H117ZM138 187H139V186H138ZM141 187H142V186H141ZM153 187H155V186H153ZM158 187H159V186H158ZM200 187H201V186H200ZM219 187H220V186H219ZM226 187H227V186H226ZM230 187H231V186H230ZM235 187H237V186H235ZM235 187H234V188H235ZM259 187H260V186H259ZM261 187H263V186L261 185ZM70 188H71V187H70ZM145 188H147V187H145ZM159 188H162V187H159ZM167 188H168V187H167ZM170 188H171V187H170ZM182 188H183V187H182ZM191 188H192V187H191ZM223 188H224V187H223ZM246 188H249V187H246ZM253 188H252V189H253ZM256 188H257V187H256ZM256 188H255L254 190L257 191ZM263 188H264V187H263ZM263 188H261V189L263 190ZM42 189H43V188H42ZM88 189H89V187H88ZM92 189H93V188H92ZM123 189H124V188H123ZM130 189H131V188H130ZM165 189H166V188H165ZM227 189H228V188H227ZM231 189H232V188H231ZM238 189H239V188H238ZM241 189H242V188H241ZM250 189H251V188H250ZM2 190H3V189H2ZM45 190H46V189H45ZM73 190H74V188H73ZM90 190H91V189H90ZM90 190H89V191H90ZM131 190H132V189H131ZM151 190H152V189H151ZM153 190H155V189H153ZM179 190H180V189H179ZM179 190H178V192H179ZM188 190H189V189H188ZM225 190H226V189H225ZM254 190H253V191H254ZM31 191H32V190H31ZM46 191H48V190H46ZM60 191H61V190H60ZM82 191H83V190H82ZM84 191H85V190H84ZM89 191H88V193H89ZM98 191H99V189H98ZM109 191H110V190H109ZM138 191H139V190H138ZM143 191H144V190H143ZM162 191H163V190H162ZM165 191H167V190H165ZM181 191H182V190H181ZM206 191H208V190H206ZM234 191H235V190H234ZM236 191H237V189H236ZM240 191H241V190H240ZM249 191H250V190H249ZM251 191H252V190H251ZM251 191H250V192H251ZM1 192H2V191H1ZM5 192H7V191L5 190ZM18 192H19V191H18ZM55 192H56V191H54V195L56 196V193H57V192H56V193H55ZM67 192H68V191H67ZM111 192H112V191H111ZM114 192H115V191H114ZM172 192H174V191H172ZM225 192H226V191H225ZM230 192H231V191H230ZM230 192H229V193H230ZM257 192H258V191H257ZM259 192H262V191H259ZM10 193H11V192H10ZM12 193H13V192H12ZM45 193H46V192H45ZM49 193H50V192H49ZM65 193H66V192H65ZM78 193H79V192H78ZM92 193H93V192H92ZM95 193H96V192H95ZM95 193H94V194H95ZM102 193H103V192H102ZM115 193L117 194V192H115ZM128 193H129V192H128ZM134 193H135V192H134ZM147 193H148V192H147ZM218 193H219V192H218ZM236 193H237V192H236ZM247 193H248V192H247ZM19 194H20V193H19ZM61 194H62V193H61ZM68 194H69V193H68ZM68 194H67V195H68ZM109 194H110V192H109ZM130 194H131V193H130ZM165 194H166V192H165ZM165 194H163V195H165ZM178 194H179V193H178ZM239 194H240V192H239ZM239 194H238V195H239ZM244 194H245V193H244ZM253 194H254V193H253ZM262 194H263V192H262ZM262 194H261V195H262ZM4 195H5V194H4ZM8 195H9V194H8ZM15 195H16V194H15ZM45 195H46V194H45ZM54 195H53V196H54ZM67 195H66V196H67ZM96 195H97V197H98V193H96ZM112 195H113V194H112ZM126 195H127V193H126ZM134 195L136 196V193H135ZM145 195H146V194H145ZM148 195H149V194H148ZM160 195H161V194H160ZM173 195L175 196V194H173ZM176 195H177V194H176ZM181 195H182V194H181ZM229 195H230V194H229ZM229 195H228V196H229ZM250 195H251V194H250ZM254 195H255V194H254ZM257 195H259V194H257ZM261 195H260V196H261ZM81 196H82V195H80V198H81ZM84 196H85V195H84ZM99 196L101 197V195H99ZM118 196H119V195H118ZM124 196H125V195H124ZM165 196H166V195H165ZM255 196H256V195H255ZM47 197H48V196H47ZM69 197H70V195H69ZM82 197H83V196H82ZM100 197H99V198H100ZM115 197H116V196H115ZM129 197H130V196H129ZM137 197H138V195L136 196V198H137ZM233 197H234V196H233ZM246 197H247V195H246ZM41 198H42V196H41ZM73 198H74V197H73ZM92 198H93V196H92ZM108 198H109V197H108ZM113 198H114V197H113ZM118 198H120V196H119ZM130 198H131V197H130ZM130 198H127V197H126V199H130ZM134 198H135V197H134ZM136 198H135V200H136ZM174 198H175V197H174ZM240 198H241V197H240ZM256 198H257V197H256ZM26 199H27V198H26ZM45 199H46V198H45ZM55 199H57V198H55ZM74 199H75V198H74ZM85 199L87 200V198H85ZM85 199H84V200H85ZM162 199H163V197H162ZM164 199H165V198H164ZM175 199H176V198H175ZM206 199H207V198H206ZM242 199H244V198H242ZM245 199H246V198H245ZM82 200H83V199H82ZM90 200H91V199H90ZM166 200H167V199H166ZM187 200H188V199H187ZM201 200H202V199H201ZM203 200H204V199H203ZM215 200H216V199H215ZM223 200H224V199H223ZM249 200H250V199H249ZM249 200H248V201H249ZM257 200H258V198H257ZM257 200H255V201L253 200V201H254V202H257ZM2 201H3V200H2ZM30 201H31V200H30ZM30 201H29V202H30ZM52 201H53V200H52ZM68 201H69V200H68ZM87 201H89V200H87ZM87 201H86V202H87ZM96 201H97V200H96ZM101 201H102V200H101ZM161 201H162V200H161ZM169 201H172V200H170V199L167 200V202H169ZM182 201H184V200H182ZM185 201H186V199H185ZM188 201H189V200H188ZM188 201H187V202H188ZM17 202H19V201H16V203H17ZM54 202H55V201H54ZM60 202H61V201H60ZM71 202H72V199H71L70 203H71ZM90 202H91V201H90ZM90 202H89V203H90ZM106 202H107V201H106ZM128 202H130V200H129ZM128 202H127V203H128ZM131 202H132V205H133V199H132ZM146 202H147V201H146ZM197 202H198V200H197ZM201 202H202V201H201ZM201 202H200V203H201ZM238 202H239V201H238ZM250 202H251V201H250ZM262 202H264V201H262ZM7 203H8V202H7ZM58 203H59V202H58ZM77 203H78V202H77ZM96 203L99 204V200H98V202H96ZM215 203H216V202H215ZM236 203H237V202H236ZM251 203H252V202H251ZM29 204H30V203H29ZM60 204H61V203H60ZM87 204H88V203H87ZM103 204H104V203H103ZM125 204H126V203H125ZM128 204H129V203H128ZM160 204H163V202L160 203ZM203 204H204V203H203ZM239 204H240V202H239ZM239 204H238V205H239ZM5 205H6V204H5ZM11 205H12V204H11ZM18 205H19V204H18ZM18 205H15V206H18ZM105 205H107V204H105ZM109 205H110V204H109ZM109 205H108V206H109ZM136 205H137V204H136ZM136 205H135V206H136ZM173 205H174V203H173ZM183 205H184V204H183ZM238 205H237V206H238ZM243 205H245V203H244ZM253 205H254V204H253ZM255 205H256V204H255ZM258 205H259V204H258ZM6 206H7V205H6ZM8 206H9V205H8ZM40 206H41V205H40ZM108 206H106V207H108ZM121 206H122V205H121ZM123 206H124V205H123ZM126 206H127V205H126ZM128 206H129V205H128ZM137 206H138V205H137ZM158 206H159V205H158ZM179 206H180V205H179ZM191 206H192V205H191ZM191 206H190V207H191ZM207 206H210V205H207ZM218 206H219V205H218ZM11 207H12V206H11ZM27 207H28V206H27ZM80 207H81V206H80ZM109 207H110V206H109ZM112 207H113V206H112ZM148 207H149V206H148ZM204 207H205V206H204ZM250 207H251V206H250ZM259 207H260V206H259ZM259 207H258V208H259ZM1 208H2V210H3V206H2ZM36 208H37V207H36ZM78 208H79V207H78ZM128 208H129V207H128ZM130 208H131V206H130ZM130 208H129V210H130ZM140 208H141V207H140ZM235 208H236V207H235ZM256 208H257V207H256ZM6 209H7V208H6ZM32 209H33V208H32ZM70 209H71V208H70ZM80 209H81V208H80ZM80 209H79V210H80ZM84 209H85V208H84ZM90 209H91V208H90ZM102 209H104V208H102ZM112 209H113V208H112ZM180 209H183V208H181V206H180ZM193 209H195V207H194ZM198 209H199V208H198ZM200 209H201V208H200ZM207 209H208V208H207ZM259 209H261V208H259ZM27 210H28V209H27ZM44 210H46V209L44 208ZM59 210H60V209H59ZM67 210H69V209H67ZM77 210H78V209H77ZM93 210H94V209H93ZM99 210H100V209H99ZM104 210H105V209H104ZM134 210H135V209H134ZM147 210H148V209H147ZM210 210H211V209H210ZM232 210H233V209H232ZM255 210H256V209H255ZM3 211H4V210H3ZM14 211H16V210H14ZM50 211H51V210H50ZM74 211H75V210H74ZM84 211H85V210H84ZM156 211H157V210H156ZM246 211H247V210H245V211H243V212H246ZM257 211H258V210H257ZM257 211H256V212H257ZM260 211H261V210H260ZM260 211H259L258 213H260ZM30 212H31V211H30ZM33 212H34V211H33ZM67 212H68V211H67ZM70 212H71V211H70ZM78 212H79V211H78ZM90 212H91V211H90ZM100 212H101V210H100ZM102 212H103V211H102ZM105 212H106V210H105ZM169 212L171 213V211H169ZM175 212H176V211H175ZM196 212H197V211H196ZM203 212H204V210H203ZM247 212L249 213V210H248ZM256 212H255V213H256ZM3 213H4V212H3ZM8 213H9V212H8ZM60 213H61V212H60ZM87 213H88V211H87ZM93 213H94V212H92V214H93ZM109 213H110V212H109ZM111 213H114V212H111ZM115 213H116V212H115ZM117 213H118V212H117ZM173 213H174V212H173ZM197 213H198V212H197ZM231 213H232V212H231ZM258 213H257V216H258ZM261 213H263V212H261ZM24 214H25V213H24ZM40 214H41V213H40ZM64 214H65V213H64ZM89 214H90V213H89ZM89 214H88V215H89ZM95 214H96V213H95ZM97 214H98V211H97ZM122 214H123V213H122ZM138 214H139V213H138ZM138 214H137V215H138ZM191 214H192V213H191ZM200 214H202V213H200ZM233 214H234V213H233ZM74 215H75V214H74ZM84 215H85V213H84ZM84 215H83V216H84ZM101 215H102V213H101ZM111 215H112V214H111ZM140 215H141V214H140ZM171 215H172V214H171ZM173 215H174V214H173ZM182 215H183V214H182ZM198 215H199V214H198ZM198 215H197V217H198ZM241 215H242V214H241ZM241 215H240V216H241ZM244 215H245V214H244ZM4 216H5V215H4ZM4 216H3V217H4ZM7 216H8V215H7ZM11 216H12V215H11ZM58 216H59V215H58ZM79 216H80V215H79ZM99 216H100V215H99ZM99 216H98V217H99ZM117 216H118V215H117ZM152 216H153V215H152ZM167 216H168V215H167ZM183 216H184V215H183ZM217 216H218V215H217ZM234 216L236 217V215H234ZM252 216H253V215H252ZM1 217H2V216H1ZM47 217H48V216H47ZM71 217H72V216H71ZM71 217H70V218H71ZM74 217H76V216H74ZM85 217H86V216H85ZM118 217H119V216H118ZM141 217H142V216H141ZM149 217H151V216H149ZM154 217H155V216H154ZM191 217H192V216H191ZM200 217H201V216H200ZM241 217H242V216H241ZM243 217H244V216H243ZM248 217H249V216H248ZM248 217H247V218H248ZM250 217H251V216H250ZM255 217H256V216H255ZM258 217L260 218L261 216H258ZM258 217H257V218H258ZM30 218H31V217H30ZM49 218H50V217H49ZM49 218H48V219H49ZM83 218H84V217H83ZM95 218H96V217H95ZM102 218H104V217H102ZM138 218H139V216H138ZM152 218H153V217H152ZM186 218H187V217H186ZM225 218L227 219V217H225ZM225 218H224V219H225ZM259 218H258V219H259ZM263 218H264V217H263ZM84 219H85V218H84ZM88 219H89V218H88ZM88 219L86 218L85 222L88 221ZM92 219H94V218H92ZM98 219H99V218H98ZM98 219H97V220H98ZM117 219H118V218H117ZM188 219H189V217H188ZM194 219H195V218H194ZM194 219H192V220H194ZM212 219H214V218H212ZM1 220H2V219H1ZM39 220H40V219H39ZM39 220H38V221H39ZM44 220H46V219H44ZM49 220H50V219H49ZM76 220H78V218H77ZM94 220H95V219H94ZM94 220H93V221H94ZM99 220H100V219H99ZM99 220H98V221H99ZM120 220H121V219H120ZM159 220H160V219H159ZM178 220H179V219H178ZM182 220H183V219H182ZM186 220H187V219H186ZM186 220H185V221H186ZM204 220H205V219H204ZM204 220H203V218H202L201 221H204ZM217 220H218V219H217ZM240 220H241V219H240ZM5 221H6V220H5ZM7 221H8V220H7ZM50 221H51V220H50ZM81 221H82V220H81ZM93 221H92V222H93ZM98 221H97V222H98ZM190 221H191V220H190ZM194 221H195V220H194ZM197 221H200V220L197 219ZM197 221H196V222H197ZM218 221H219V220H218ZM221 221H222V220H221ZM224 221H225V220H224ZM241 221H242V220H241ZM36 222H37V221H36ZM43 222H44V221H43ZM48 222H49V221H48ZM73 222H74V221H73ZM73 222H71V223H73ZM158 222H160V221H158ZM214 222H215V221H214ZM219 222H220V221H219ZM232 222H234V221H232ZM257 222H258V220H257ZM31 223H32V222H31ZM45 223H46V222H45ZM54 223H55V222H53V224H54ZM62 223H63V222H62ZM68 223H69V222H67V224H68ZM74 223H75V222H74ZM77 223H78V222H77ZM86 223H88V222H86ZM146 223H147V222H146ZM177 223H178V222H177ZM181 223H182V221H181ZM208 223H209V222H208ZM208 223L206 222V224H208ZM216 223H217V222H216ZM216 223H215V224H216ZM221 223H222V222H221ZM223 223L227 224L226 221L223 222ZM80 224H81V223H80ZM80 224H77V225L80 226ZM82 224H83V223H82ZM89 224H90V223H89ZM134 224H135V223H134ZM192 224H193V223H192ZM209 224H210V223H209ZM237 224H238V222H237ZM240 224H242V223L240 222ZM252 224H253V223H252ZM28 225H29V224H28ZM95 225H97V224H95ZM184 225H185V224H184ZM195 225H196V223H195ZM232 225H235V224L233 223ZM261 225H262V223H261ZM48 226H49V225H48ZM88 226H89V225H88ZM134 226L136 227V225H134ZM182 226H183V225H182ZM186 226H187V225H186ZM221 226H222V225H221ZM263 226H264V225H263ZM4 227H6V226H4ZM52 227H53V226H52ZM64 227H65V226H64ZM80 227H83V226L81 225ZM80 227H79V228H80ZM85 227H86V226H85ZM85 227H83V228H85ZM89 227H90V226H89ZM89 227H88V228H89ZM124 227H125V226H124ZM131 227H132V226H131ZM207 227H208V226H207ZM232 227H233V226H232ZM240 227H241V225H240ZM249 227H251V226H249ZM33 228H34V227H33ZM33 228H32V229H33ZM43 228H44V227H43ZM45 228H46V227H45ZM94 228H95V227H94ZM97 228H98V227H97ZM99 228H100V227H99ZM99 228H98V229H99ZM149 228H150V227H149ZM165 228H166V227H164V229H165ZM185 228H186V227H185ZM208 228H209V227H208ZM219 228H220V227H219ZM219 228H218V229H219ZM224 228H225V227H224ZM228 228H229V227H228ZM245 228H246V227H245ZM260 228H262V226H261ZM260 228H259V230H260ZM263 228H264V227H263ZM7 229H9V228H7ZM26 229H27V227H26ZM58 229H59V228H58ZM85 229H86V228H85ZM168 229H170V228H168ZM218 229H217V230H218ZM45 230H46V229H45ZM47 230H48V229H47ZM66 230H67V233H68V229H66ZM152 230H154V229H152ZM171 230H172V229H171ZM183 230H184V229H183ZM214 230H215V229H214ZM219 230H221V229H219ZM245 230H246V229H245ZM245 230H244V231H245ZM259 230H258V231H259ZM26 231H27V230H26ZM35 231H36V230H35ZM43 231H44V230H43ZM48 231H49V230H48ZM48 231H47V232H48ZM62 231H63V230H62ZM80 231H81V230H80ZM86 231H87V230H86ZM91 231H92V230H91ZM93 231H94V230H93ZM104 231H105V230H104ZM136 231H137V230H136ZM223 231H224V230H223ZM244 231H243V233H244ZM260 231H261V230H260ZM69 232H70V230H69ZM72 232L74 233V230H72ZM97 232H98V231H97ZM97 232H95V233H97ZM149 232H150V231H149ZM209 232H210V230H209ZM211 232H212V231H211ZM218 232H219V231H218ZM251 232H252V231H251ZM13 233H14V232H12V235H13ZM51 233H53V232H50V234H51ZM54 233H55V232H54ZM84 233H85V231H84ZM99 233H100V232H99ZM136 233H137V232H136ZM150 233H151V232H150ZM220 233H221V232H220ZM28 234H29V233H28ZM70 234H71V233H70ZM70 234H69V235H70ZM86 234H87V233H85V235H86ZM91 234H92V233H91ZM93 234H94V233H93ZM154 234H155V232H154ZM204 234H205V233H204ZM241 234H242V233H241ZM241 234H240V236H238V239H239V240L241 239V238H240V237L242 236ZM249 234H252V233H249ZM255 234H256V233H255ZM258 234H259V233H258ZM35 235H36V234H35ZM40 235H42V234H40ZM64 235H65V234H64ZM67 235H68V234H67ZM80 235H81V234H80ZM127 235H128V234H127ZM138 235H139V234H138ZM156 235H157V234H156ZM195 235H196V234H195ZM198 235H199V234H198ZM201 235H202V234H201ZM208 235H209V234H208ZM221 235H222V234H221ZM246 235H248V234H246ZM252 235H253V234H252ZM252 235H251V237H252ZM256 235H257V234H256ZM256 235H255V236H256ZM23 236H24V235H23ZM28 236H29V235H28ZM38 236H39V235H38ZM51 236L53 237L54 235H51ZM72 236H73V235H72ZM74 236H75V234H74ZM92 236H93V235H92ZM94 236H97V235L95 234ZM101 236H102V234H101ZM101 236H99V238H100ZM105 236H106V234H104V237H105ZM175 236H176V235H175ZM214 236H215V234H214ZM243 236H245V235H243ZM257 236H259V235H257ZM260 236H261V235H260ZM260 236H259V237H260ZM29 237H31V236H29ZM32 237H33V236H32ZM60 237H61V235H60ZM86 237H87V236H86ZM86 237H84V238H86ZM104 237H103V238H104ZM180 237H181V236H180ZM189 237H190V236H189ZM216 237H217V236H216ZM245 237H247V236H245ZM248 237H249V235H248ZM248 237H247V238H248ZM20 238H21V237H20ZM37 238H38V237H37ZM61 238H62V237H61ZM67 238H68V237H67ZM70 238H71V237H70ZM73 238H75V237H72L71 239L73 240ZM77 238H80V236H79V237L77 236ZM87 238H89V237H87ZM93 238H96V237H93ZM101 238H102V237H101ZM105 238H106V237H105ZM181 238H182V237H181ZM193 238H194V237H193ZM207 238H210V237H207ZM225 238H226V237H225ZM228 238H229V237H228ZM228 238H227V239H228ZM29 239H30V238H29ZM58 239H59V238H58ZM81 239H82V238H81ZM149 239H150V238H149ZM186 239H187V238H186ZM205 239H206V238H205ZM205 239H204V240H205ZM215 239H216V238H215ZM218 239H219V238H218ZM230 239H231V238H230ZM230 239H228V240H230ZM250 239H252V238H250ZM257 239H258V238H257ZM36 240H37V239H36ZM68 240H70V239H68ZM75 240H76V239H75ZM75 240H73V241H75ZM84 240H85V239H84ZM145 240H146V239H145ZM151 240H152V239H151ZM188 240H189V239H188ZM225 240H226V239H225ZM228 240H227V241H228ZM255 240H256V237H255ZM55 241H56V240H55ZM57 241H58V240H57ZM73 241H72V242H73ZM155 241H156V240H155ZM216 241H217V240H216ZM216 241H215V242H216ZM218 241H219V240H218ZM227 241H226V242H227ZM230 241H231V240H230ZM243 241H244V240H243ZM246 241H247V240H246ZM253 241H254V240H253ZM6 242H7V241H6ZM45 242H46V241H45ZM69 242H70V241H69ZM77 242H78V241H77ZM168 242H169V241H168ZM170 242H171V241H170ZM201 242H202V241H201ZM206 242H207V241H206ZM231 242H232V241H231ZM233 242L236 243L237 241H234V240H233ZM233 242H232V243H233ZM238 242H239V241H238ZM248 242H249V241H248ZM62 243H64V241H62ZM70 243H71V242H70ZM78 243H79V242H78ZM94 243H95V242H94ZM184 243H185V242H184ZM191 243H192V242H191ZM197 243H198V242H197ZM212 243H213V242H212ZM219 243H220V242H219ZM253 243H254V242H253ZM52 244H53V243H52ZM55 244H56V243H55ZM65 244H66V243H65ZM127 244H128V243H127ZM162 244H163V243H162ZM208 244H209V243H208ZM208 244H207V245H208ZM215 244H216V243H215ZM225 244H226V243H225ZM228 244H229V243H228ZM4 245H5V244H4ZM95 245H96V244H95ZM184 245H185V244H183V246H184ZM191 245H192V244H191ZM219 245H220V244H219ZM219 245H218V247H219ZM237 245H238V244H237ZM259 245H260V243H259ZM34 246H35V244H34ZM68 246H69V244H68ZM96 246H97V245H96ZM110 246H111V245H110ZM157 246H158V245H157ZM161 246H162V245H161ZM188 246H190V245H188ZM204 246L206 247V243H205ZM209 246H211V244H210ZM226 246H227V244H226ZM230 246H231V245H230ZM239 246H240V245H239ZM35 247H36V246H35ZM66 247H67V246H66ZM66 247H65V248H66ZM148 247H149V246H148ZM151 247H152V246H151ZM153 247H154V246H153ZM184 247H185V246H184ZM190 247H192V246H190ZM211 247H213V245H212ZM240 247H241V246H240ZM67 248H69V247H67ZM74 248H75V247H74ZM99 248H100V247H99ZM193 248H194V247H193ZM193 248H192V249H193ZM195 248H196V247H195ZM197 248H198V247H197ZM216 248H217V247H216ZM231 248H232V247H231ZM238 248H239V247H238ZM247 248H248V247H247ZM250 248H251V247H250ZM253 248H254V246H253ZM42 249H43V248H42ZM52 249H53V248H52ZM151 249H152V248H151ZM185 249H186V248H185ZM189 249H190V248H189ZM198 249H199V248H198ZM226 249H227V248H226ZM263 249H264V248H263ZM136 250H137V249H136ZM155 250H156V248H155ZM196 250H197V249H196ZM216 250H217V249H216ZM220 250H221V249H220ZM249 250H250V249H249ZM43 251H44V250H43ZM68 251H69V249H68ZM70 251H71V250H70ZM156 251H157V250H156ZM198 251H199V250H198ZM211 251H212V249H211ZM226 251H227V250H226ZM30 252H32V251L30 250ZM38 252H39V251H38ZM47 252H48V251H47ZM50 252H51V251H50ZM190 252H191V250H190ZM190 252H189V253H190ZM203 252H204V251H203ZM213 252H214V251H213ZM218 252H220V251H218ZM34 253H35V252H34ZM52 253H53V252H52ZM55 253H56V252H55ZM151 253H152V252H151ZM205 253H206V252H205ZM220 253H221V252H220ZM234 253H235V252H234ZM244 253H245V251H244ZM29 254H30V253H29ZM56 254H57V253H56ZM206 254H208V253H206ZM215 254H217V253H215ZM67 255H68V254H67ZM74 255H75V254H74ZM74 255H73V256H74ZM78 255H79V254L77 253V256H78ZM80 255L82 256L81 253H80ZM116 255H117V254H116ZM156 255H157V254H156ZM156 255H154V256H156ZM212 255H213V254H212ZM252 255H253V254H252ZM26 256H27V255H26ZM163 256H164V255H163ZM201 256H202V255H201ZM204 256H205V254H204ZM206 256H207V255H206ZM209 256H210V255H209ZM217 256H218V254H217ZM245 256H247V255H245ZM249 256H251V255H249ZM38 257H39V256H38ZM105 257H106V256H105ZM114 257H115V256H114ZM131 257H132V256H131ZM198 257H199V256H198ZM210 257H211V256H210ZM24 258H25V257H24ZM41 258H42V257H41ZM58 258H59V257H58ZM62 258H63V257H62ZM77 258H78L77 260L80 259L79 257H77ZM84 258H85V255H84ZM160 258H161V257H160ZM208 258H209V257H208ZM39 259H40V258H39ZM66 259H68V257H67ZM112 259H113V257L111 258V262H112ZM117 259H118V258H117ZM124 259H125V258H124ZM163 259H164V258H163ZM177 259H178V258H177ZM194 259H195V258H194ZM196 259H197V258H196ZM209 259H210V258H209ZM209 259H208V260H209ZM10 260H11V259H10ZM41 260H42V259H41ZM69 260H70V258H69ZM38 261H39V260H38ZM42 261H44V260H42ZM102 261H103V260H102ZM109 261H110V260H109ZM123 261H124V260H123ZM141 261H142V260H141ZM154 261H155V260H154ZM156 261H158V258H157ZM200 261H201V260H200ZM204 261H205V260H204ZM209 261H210V260H209ZM211 261H212V260H211ZM245 261H246V260H245ZM251 261H253V260H251ZM251 261H250L249 264H252ZM67 262H69V261H67ZM74 262H75V259H74ZM79 262H80V260H79ZM86 262H87V260H86ZM89 262H91V261H89ZM92 262H93V261H92ZM147 262H148V261H147ZM152 262H153V261H152ZM152 262H151V263H152ZM193 262H194V261H193ZM193 262H192V263H193ZM195 262L197 263L198 261H195ZM202 262H203V261H202ZM202 262H201V263H202ZM207 262H208V261H207ZM17 263H18V261H17ZM38 263H39V262H38ZM125 263H126V261H125ZM157 263H158V262H157ZM160 263H161V262H160ZM162 263H163V262H162ZM212 263H213V262H212ZM217 263H218V262H217ZM29 264H30V262H29ZM33 264H35V263H33ZM53 264H54V263H53ZM70 264H71V263H70ZM76 264H77V262H76ZM80 264H81V263H80ZM93 264H97V263L94 262ZM99 264H101V263H99ZM113 264H114V263H113ZM140 264H141V263H140ZM149 264H150V263H149ZM154 264H155V263H154ZM165 264H166V262H165ZM210 264H211V263H210Z\"/></svg>",
  "mask_w": 264,
  "mask_h": 264
}]
</instances>
